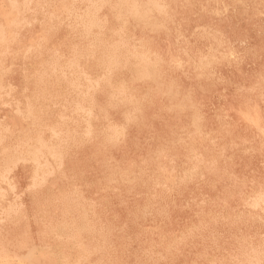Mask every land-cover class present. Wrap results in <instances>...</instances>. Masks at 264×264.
<instances>
[{
  "label": "rangeland",
  "instance_id": "374dc122",
  "mask_svg": "<svg viewBox=\"0 0 264 264\" xmlns=\"http://www.w3.org/2000/svg\"><path fill=\"white\" fill-rule=\"evenodd\" d=\"M32 1H34V4H36L35 6H34V4L32 5ZM36 1L39 2V0H28V2H27V0H7V1L6 0H3V1L0 0V24H1L0 25V42H2V43H0V51L5 47L3 49V51L0 52V56H1L0 57V66H1L0 71H2V73H3L2 74L0 72V98H1L0 101L3 104L2 105L0 103V128H2L0 130V135L3 136V137L0 136V150H1L0 151V154H1L0 160L4 161V160H7L10 158L9 160L4 161L5 163L3 161H0V165H1L0 166V169H1L0 170V192L1 191L3 192V193H0V195H1L0 196V209H1L0 210V217H1L0 218V228H1L0 229V245L2 247V248L0 247V251H1L0 254H2L0 256V264H4V263L5 264H23V263L24 264H26V263L27 264H33L32 262H34V264H48L49 262H50V264L51 263L52 264H56V263L57 264H60V263L61 264H68V263L69 264H244V263L245 264H253V263L254 264H264L263 263L264 262V250H263L264 249V235H262V233L264 234V225H263L264 224L263 223V220H264V218H263L264 217V135H263L264 134V79H263L264 78V0H165V1L164 0H160V1L159 0H142V1L141 0L140 1L139 0H102V1L101 0H92V1L91 0H67V1L66 0H40L42 6H40L41 5L40 2L37 3ZM47 1H48V3H47ZM51 1H53V2H51ZM64 1H66V3H64ZM68 1H70V2H68ZM106 1H107V3L108 2L109 3L107 4ZM12 2H13V4H12ZM20 2H22V3H20ZM57 2H58V4H56ZM50 3L51 4L53 3V4L51 5ZM137 3H139V4H137ZM30 4L32 5V7ZM61 4H63V5H61ZM102 4H104V5H102ZM25 5H27V6H25ZM67 5L69 6V8ZM81 5H84V6H81ZM63 6H65V7H63ZM105 7H106V9H105ZM165 7H167V8H165ZM7 8H9V10ZM42 8H44V9H42ZM62 8H63V10H62ZM39 9H40V12H39ZM58 9H59V11H58ZM51 10H52V12H51ZM72 10H73V12H72ZM128 10H130V11H128ZM4 11H5V14H4ZM45 11H46V14H45ZM63 11H65V12H63ZM106 11H108V12L105 13ZM152 11H154V12H152ZM7 12H9L12 15H10V14L7 15L8 14ZM20 12H21V14L22 13L23 14L19 15ZM54 12H56V14ZM59 12H62V13L60 14ZM80 12H82V13H80ZM225 12H226V14H225ZM86 13H87V15H86ZM28 14H30L32 16H30ZM53 14L55 15V17ZM99 14L101 15V17ZM5 15H7V16H5ZM167 15H169V17H167ZM19 16L22 19L18 18ZM39 16L42 18H40ZM47 16H48V18L45 19ZM83 16H85V18ZM161 16H162V18H161ZM43 17H45V18H43ZM91 17H92V19H91ZM13 18H15V20ZM54 18H55V20H54ZM75 18L77 20H75ZM80 18L81 19L83 18V19L81 20ZM87 18H89V19H87ZM128 18H129V20H128ZM143 18H145L147 20H145ZM152 18H153V20H151ZM16 19H17V21H16ZM48 19L50 20V22H46ZM56 19L58 20L57 22H56ZM62 19H63V21H62ZM95 19H96V21H95ZM107 19L108 20L110 19V20L108 21ZM134 20H135V23H133ZM21 22L23 23V25ZM54 22H56V26H55ZM116 22H117V24H116ZM136 22H138V24ZM157 22H158V24H157ZM70 23H71V25H70ZM74 23H76V24H74ZM128 23H130V24H128ZM203 23H204V25H203ZM9 24H13V26L9 25ZM27 24H28V26H27ZM41 24H42L43 28H42V26H40ZM6 25H7V27H6ZM65 25H67V26H65ZM77 25L82 26L84 29L86 28L85 30H87V31L82 30L83 28L78 27ZM106 25H107V27H106ZM111 25H112V29L110 28ZM16 26L17 27L20 26L19 27L20 29L17 28ZM68 26H70V27H68ZM102 26H103V28H102ZM108 26H110V27H108ZM141 26L142 27L145 26V27H143L144 30H142ZM45 27H46V29H45ZM23 28H24V30H23ZM51 28H53V29H51ZM58 28H59V30H58ZM72 28H73V30H72ZM151 28H152V30L154 28V30H153V31H155L154 33L152 32ZM43 29H44V32H43ZM161 29H162V31H159ZM164 29H165V31H164ZM177 29H179V31ZM219 29H221V30H219ZM67 30L70 31V34H69V31H67ZM55 31H56V33H55ZM71 31H72V33H71ZM101 31H103V32L101 33ZM124 31H128V32H124ZM167 31L170 34H168ZM202 31L203 32L205 31V32L203 33ZM130 32H132V33H130ZM176 32H178V33H176ZM196 32H198V35H196L197 34ZM199 32L201 35L199 34ZM95 33H97V34H95ZM127 33H128V35H126ZM165 33H167V34L165 35ZM189 33H190V35H189ZM192 33H194V34H192ZM24 34H26V35H24ZM48 34H49V37H48ZM84 34H86V35H84ZM145 34H147V35H145ZM45 35L47 36V38ZM50 35L52 37H50ZM68 35H70V36H68ZM107 35H108V37H107ZM114 36L117 37L118 39H116ZM141 36H143V37H141ZM25 37H26V39H25ZM39 37H42V38H39ZM98 37H100V38H98ZM124 37L127 39H125ZM175 37H177V38H175ZM92 38H93V40H92ZM106 38L109 41L105 40ZM112 38H113V40H112ZM131 38H133L134 40ZM55 39H57V40H55ZM77 39H78V41H77ZM122 39H123V41H122ZM62 40H64V41H62ZM70 40H72L71 43H67ZM59 41H61V43ZM103 41H104V43H103ZM218 41H219V43H218ZM96 42H98V43H96ZM137 42H138V44H137ZM147 42H149V43H147ZM50 43H53V44H51V46H50ZM87 43L89 45H87ZM101 43H103V44H101ZM119 43H120V45H119ZM125 44H126V46H125ZM57 45H58V48H57ZM84 45H85V47H84ZM112 45H113V47H112ZM143 45L144 46L146 45V46L144 47ZM23 46L27 47V49ZM47 46H49V48ZM97 46L98 47L100 46V47L98 48ZM106 46L109 48H106ZM130 46H131L132 50H131ZM37 47H38V49H37ZM92 47H94V48L92 49ZM121 47H123V48H121ZM19 48H20V50H19ZM32 48H33V50H32ZM46 48L48 49V51ZM66 48H69V49H66ZM79 48L81 49L82 52L80 51ZM100 49H102V50H100ZM116 49H118V50H116ZM122 49H124L125 51ZM137 49H139V50H137ZM227 49H228V51H227ZM247 49H249L250 51ZM77 50H79V51H77ZM246 50H247V52H246ZM95 51H96V53H95ZM122 51H124V52H122ZM142 51H144V52H142ZM150 51H151V53H150ZM176 51H178V52H176ZM19 52H21L22 54H19ZM85 52H87L86 55H85ZM98 52H100L101 54ZM230 52H231V54H230ZM1 53L2 54L4 53V55H2ZM45 53H46V55H44ZM33 54H35V56ZM36 54L39 55L40 57L36 56ZM21 55L24 59L21 57ZM27 55H29V56H27ZM94 55H95V60H94ZM8 56H10V58ZM24 56H26V57H24ZM65 56L68 58V60ZM76 56H77V58H76ZM78 56H79V58H78ZM98 56H99V58H98ZM118 56H120V57L123 56V57L120 58ZM197 56H198V58H197ZM234 56H236V57H234ZM11 57H13V58L11 59ZM60 57H63V58H60ZM90 57L93 60H90L91 59ZM114 57H115V59H114ZM117 57H118V59L119 58L120 59L118 60ZM20 58L22 59L23 63L21 62ZM64 58H65V60H64ZM83 58H85V60ZM54 59H56V60H54ZM71 59H73V61ZM88 59L90 60V62ZM8 60H9V62H8ZM52 60L55 62H52ZM232 60H234V61H232ZM40 61L43 63L45 62L46 64H43ZM49 61H50V63H49ZM104 61H106V63ZM186 61H189V62H186ZM198 61H199V63H197ZM160 62H163V63H160ZM13 63H15V64H13ZM24 63H26V64L24 65ZM57 63H59V64H57ZM95 63H97V64L95 65ZM159 63L161 65H159ZM8 64H9V66H8ZM50 64H51V66H50ZM216 64H218V65H216ZM21 65H22V67H21ZM36 65L38 67H36ZM47 65H49V66H47ZM81 65H83V66H81ZM189 65H191V66H189ZM201 65L203 67H201ZM89 66L92 67V68L90 67V71H89ZM97 66H98V68H97ZM179 66H180V69H179ZM4 67H6V68H4ZM23 67H24V69H23ZM76 67H77V69H76ZM173 67H175L177 69V71ZM46 68H47V70H46ZM71 69H72L73 73L70 71ZM80 69H82V70H80ZM191 69H193V70H191ZM76 70H78V72L80 74L78 72H76ZM99 70H101L102 72ZM198 70H199V72H198ZM202 70H203V72H202ZM34 72H35V74H34ZM103 72L105 74H103ZM112 72H114V73H112ZM188 72H190V75ZM155 73H156V75H155ZM21 74H22V76H21ZM59 74H61V75H59ZM72 74L75 75L76 77L75 76L72 77ZM113 74H114V76H113ZM4 75L6 76V78ZM50 75H52V76H50ZM56 75L59 77L60 80L57 78ZM185 75H186V77H185ZM82 76H83V78H82ZM102 76H103L104 80L101 78ZM67 77H68V79H67ZM69 77H71V78H69ZM170 77L172 79H170ZM200 77L203 79H201ZM33 78H34V80H33ZM52 78H53V80H52ZM63 78H64V80H63ZM81 78H82V80H81ZM84 78H85V80H84ZM113 78L115 80H111ZM126 78H128V79H126ZM157 78H159V79H157ZM192 78H193V80H192ZM19 79H21V80H19ZM23 79L26 82L28 81V84H26V82H24ZM45 79H46V81H45ZM47 79H49V80H47ZM161 79L163 82L161 81ZM211 79L213 81L214 80L215 81L212 82ZM32 80H33V82H30ZM39 80H40V82H39ZM55 80H57V81H55ZM61 80H63V81H61ZM207 80H209V81H207ZM100 81L102 82V84H100L101 83ZM103 81H104V83H103ZM205 81H207V82H205ZM6 82L8 83V85H6ZM35 82H36V84L39 83V84H37L38 86L35 84ZM58 82H59V84H58ZM65 82L69 83L68 86ZM166 82H168V83H166ZM33 83H34V85H33ZM55 83L59 87L58 86L54 87L56 85ZM81 83H83V84L81 85ZM174 83H175V85H174ZM211 83H213V84H211ZM197 84L198 85L200 84V85L198 86ZM205 84H207V85H205ZM229 84H231V85H229ZM49 85H51V86H49ZM52 85H54V86H52ZM101 85H103V86H101ZM135 85H136V87H135ZM145 85L146 86L149 85L150 87L149 86L146 87ZM35 86H37V87H35ZM79 86H80L81 90L79 89ZM107 86H109V87H107ZM14 87H15V89H14ZM26 87H27V89H26ZM47 87H48V89H47ZM68 87H69V89H68ZM124 87H126V88H124ZM256 87H259V88H256ZM11 88H12V90H11ZM49 88H50V90H49ZM93 88H95V89H93ZM102 88H104L105 90H102ZM134 88L135 89L137 88V89L135 90ZM9 89L11 90V92ZM20 89L22 92L18 91ZM63 89H64V91H62ZM73 89L74 90L76 89V90L74 91ZM145 89H147V90H145ZM163 89H164V91H163ZM165 89L166 90L168 89V90L166 91ZM201 89H202V91H201ZM25 90L26 91L28 90V91L26 92ZM38 90H40V91H38ZM47 90L49 93L47 92ZM83 90H85V91H83ZM108 90H110L111 92H109ZM125 90H126V92H125ZM251 90H253V91H251ZM58 91H60V92H58ZM91 91L93 93H91ZM99 91H101V93ZM104 91L105 92L108 91V92L105 93ZM142 91H144V92L142 93ZM17 92L19 93V95L17 94ZM65 92H67V94ZM85 92H86V94H85ZM115 92H117V94ZM148 92L151 94H149ZM21 93L24 95H22ZM32 93H33V95H32ZM103 93H105V94H103ZM107 93H108V95H107ZM141 93H142V95H141ZM4 94H6V95H4ZM34 94H37V95L34 96ZM43 94H44V96H43ZM59 94L61 95L60 96L61 98L59 97ZM63 94H65V95H63ZM185 94H186V96H185ZM10 95L12 97H10ZM53 95H54V97H53ZM67 95H69L70 97ZM164 95H165V97H164ZM4 96L7 97L6 103H5V98H3ZM118 96H119V98H118ZM88 97H90L92 100L89 99ZM139 97H140V99H139ZM150 97H152V98H150ZM155 97H156V99H154ZM193 97H194V99H193ZM31 98H35V100L31 99ZM74 98H76V101ZM10 99L12 100V102ZM41 99L42 100L44 99L43 100L44 102ZM171 99H173V100H171ZM20 100H22V101H20ZM64 100L66 101L67 104L64 102ZM87 100L89 103L87 102ZM139 100H141V101H139ZM25 101H27V102H25ZM46 101H48V102H46ZM71 101L73 103H69ZM104 101L106 103H104ZM177 101H178V103H177ZM95 102H96V104H95ZM22 103H25V104H22ZM58 103H60V104H58ZM124 103H129V104L126 105ZM141 103H142V105H141ZM175 103H177V104H175ZM43 104H45V105H43ZM105 104L108 107L105 106ZM135 104L136 105L139 104V105H137V107H136ZM24 105H26V106H24ZM29 105H32V106H29ZM131 105H132V107H131ZM133 105H135V106H133ZM36 106H38L39 109ZM50 106H51V109H50ZM95 106L96 107L98 106V108H96ZM164 106H166V107H164ZM74 107H76L75 108L76 110L74 109ZM116 107H118V108L116 109ZM189 107H190V109H187ZM238 107H239V109H238ZM122 108H123V110H122ZM24 109L27 112H25ZM33 109H34V112H33ZM42 109H48V111L47 110L43 111ZM56 109L59 110V112ZM62 109H64V110H62ZM96 109H97V111H96ZM130 109H131V111H129ZM39 110H40L41 114L38 113ZM61 110H62L63 114H62V112H60ZM98 110H100V111H98ZM158 110H159V113L157 112ZM167 110H168V112H167ZM35 111H37V112H35ZM125 111H126V113H125ZM176 111H178V112H176ZM42 112L45 114H42ZM101 112L104 115L101 114ZM222 112L224 114H222ZM31 113L32 114L36 113V114L31 115ZM46 113L48 115L51 114L52 116L48 117V115L46 116ZM58 113H60V114L58 115ZM178 113H180V114H178ZM144 114L146 115L145 117H144ZM156 114H157V116H159V118L156 116ZM158 114H160V115H158ZM200 114H201V116H200ZM25 115H27V117ZM81 115H83V116H81ZM256 115H258V116H256ZM19 116H21V117H19ZM29 116L33 119H31ZM79 116H80V118H79ZM13 117H14V119H13ZM128 117H129V122H128ZM163 117H164V119H163ZM42 118H43V120H42ZM200 118H202V119H200ZM255 118H256V120H255ZM26 119H27V121H26ZM68 119H69V121H68ZM215 119H217V120H215ZM37 120H38V122H37ZM41 121H43V122H41ZM78 121H80V122H78ZM24 122H28V124L24 123ZM40 122H41V124H40ZM110 122L112 123V125ZM141 122H142V124H141ZM7 123H8V126H7ZM9 123H10V125H9ZM43 123H44V125L46 123L47 126L46 125L44 126ZM119 123H120V125H118ZM124 123H126V124H124ZM137 123L139 124V126ZM165 124L167 125V127ZM133 125H135V126H133ZM205 125H206V127H205ZM38 126L39 127L41 126V127L39 128ZM170 126H172V127H170ZM201 126L203 127V129L205 128L206 130L204 129L205 130L204 131ZM24 127H26L27 130ZM182 127H183V129H181ZM13 128H15V129L13 130ZM42 128H44V129H42ZM194 128H195V130H194ZM30 129H31V131H30ZM88 129H89V131H88ZM175 129L177 130L176 132H175ZM200 129H202V130H200ZM9 130H10V132L8 133ZM48 130L50 132H52V134H50V132ZM207 130H208V132H207ZM218 131H220V133H218ZM3 132H5L6 134ZM14 132H16V133H14ZM21 132H23L22 133L23 135L20 134ZM110 133L112 135L114 134L113 135L114 138ZM63 134L65 135V137ZM173 134H175V135H173ZM196 134H198V135H196ZM11 135H12V138H11ZM49 135H50V137H49ZM186 135H188V136H186ZM29 136H32L33 138H30ZM135 136H137V137H135ZM60 137L63 138V140ZM22 139H23V141H22ZM97 139H98V142H97ZM100 140H102V142ZM103 140H105L106 142ZM164 140H165V142H167L166 144H165V142H163ZM168 140H169L170 144H169ZM173 140H174V142H173ZM202 140L205 142H203ZM224 140H225V142H224ZM14 141H17V142H14ZM40 141H41V143H39ZM119 141H120V143H119ZM180 141H181V143H180ZM187 141L188 142L190 141V142L188 143ZM66 142H68V143H66ZM209 142H211V143H209ZM197 143L198 144L201 143V145L199 146ZM71 144H72V146H71ZM113 144H114V146H113ZM164 144H165V146H164ZM190 144H192L193 146H191ZM242 144H244V145H242ZM5 145H6V147H5ZM109 145L112 146L113 148L110 147ZM251 145L253 147H251ZM217 146H218V148H217ZM10 147H12V148H10ZM15 147H18V148H15ZM180 147H181V149H180ZM183 147H185V148H183ZM8 148H10V149H8ZM14 148H15V150H14ZM26 148H28V149H26ZM31 148H32V150H29ZM43 148H45V149H43ZM155 148H157V150ZM173 148H175V149H173ZM190 148H192V149H190ZM204 148L206 150L207 149L208 150L206 151ZM147 149H149V150H147ZM182 149H183V152H182ZM245 149H246V151H245ZM38 150L40 151V153L39 152L36 153V151H38ZM219 150H221V151H219ZM238 150H239V152H237ZM240 150H241V152H240ZM12 151H14V152H12ZM87 151H88V153H87ZM97 151H99V152H97ZM163 151L164 152L166 151L165 154ZM188 151H190V152L188 153ZM234 151L236 152V154ZM1 152H3V153H1ZM13 153H14V155H13ZM193 153H195V154H193ZM3 154H5V155H3ZM24 154H26L27 156ZM104 154H106V155H104ZM116 154H117V157H116ZM151 154L154 157L150 156ZM175 154H177L176 155L177 157H175ZM218 154L220 155V157L217 156ZM84 155H85V157H84ZM198 155H201L200 156L201 158ZM202 155L205 157H203ZM102 156H103V158H102ZM107 156H108V158H107ZM31 157H32V159H31ZM53 157H54V159L56 158V160H54ZM109 157H111V158H109ZM13 158H14V160H12ZM146 158H147V160H146ZM212 158H214V159H212ZM231 158H233V159H231ZM122 159L123 160L125 159L124 162L122 161ZM30 160H31V162H29ZM144 160H146V162ZM13 161H15L17 164ZM102 161L105 163L104 165H103ZM107 161H108V164H106ZM125 161H127V162H125ZM134 161H135V163H134ZM158 161H159V163H158ZM203 161L205 163H203ZM213 161H214V163H213ZM48 162H49V164H48ZM230 162H231V164H230ZM35 163H37V164H35ZM112 163L115 164V166L112 165ZM156 163H158V164H156ZM170 163H172V164H170ZM129 164H130V166H129ZM180 164L181 165L183 164L185 166L182 165V167H181ZM204 164H205V166H204ZM106 165H109L110 167L106 166ZM192 165L194 166V168ZM197 165H199V166H197ZM126 166H128V168ZM147 166H148V169H147ZM166 166H167V169H166ZM170 166H172V167H170ZM175 166H177V168ZM203 166H204L205 170H204ZM215 166H216V168H214ZM55 167H57V168H55ZM144 167H145V169H143ZM156 167H157V169H156ZM198 167H199V169H198ZM3 168H5L6 170H4ZM50 168H52V169H50ZM123 168H124V170H122ZM178 168H179V170H178ZM200 168L203 170H201ZM221 168L224 170H222ZM40 169H42V170L40 171ZM104 169L106 171H104ZM154 169H156V170H154ZM159 169H161L162 171L160 172ZM32 170H34V171H32ZM144 170H146L145 171L146 173L143 172ZM180 170H181V172H180ZM211 170H213V171H211ZM207 171H208V173H209V171H211V172L208 174ZM225 171H228V173ZM126 172H127V174H126ZM134 172H136V173H134ZM31 173H33V176ZM123 173H125L126 175ZM168 173L170 175H168ZM188 173L190 176L188 175ZM205 174H207V175H205ZM1 175H2V178H1ZM138 175H139V178H137ZM171 175H174V176H171ZM181 175H183V176H181ZM109 176H110V178H109ZM134 176L136 178H134ZM42 177H43V179H42ZM152 177H154V178H152ZM168 177H170V178H168ZM176 177H178V178H176ZM27 178H28V180H27ZM88 178H89V180H88ZM224 178H225V180H224ZM9 179H10V181H9ZM29 179L32 181H30ZM135 179H137V180H135ZM54 180H56V181H54ZM117 180H118V182H117ZM232 180H234V181H232ZM5 181H7V183ZM53 181L55 183H53ZM57 181H58V183H57ZM139 181H140V183H139ZM178 181H180V183ZM229 181H231V182H229ZM97 182H98V184H97ZM198 182H200V183H198ZM233 182L235 185L233 184ZM135 183L136 184L138 183V184L136 185ZM182 184H183V187H182ZM251 184H252V186H251ZM26 185H28V186H26ZM94 185H96V186H94ZM154 185H156V186H154ZM205 185H206V187H205ZM230 185H231V187H230ZM127 186H128V188H126ZM131 186L133 189L131 188ZM222 186H226V187H222ZM253 186L254 187L256 186L255 189ZM7 187L8 188L10 187V188L8 189ZM73 187H74V189H73ZM233 187H234V189H233ZM240 187H242V188H240ZM104 188H106V190ZM120 188H122V189H120ZM11 189H12V191H11ZM31 190H33V191L30 192ZM79 190H80V192H79ZM232 190H234V191H232ZM10 191H11V193H10ZM50 191H51V193H50ZM103 191H104V193H103ZM110 191L112 193H110ZM123 191H124V193H123ZM251 191H253V193H251ZM7 192H9L10 194ZM86 192H87V194H86ZM153 192H154V194H153ZM31 193H33V194H31ZM47 193H49V194H47ZM71 193H72V195H71ZM142 193H144V194H142ZM225 193H227V194H225ZM248 193L251 195H249ZM132 194H133V197H132ZM157 194H159V196H157ZM170 195H171V197H170ZM230 195H231V197H230ZM83 196L84 197L86 196V197L84 198ZM108 196H109V198H108ZM117 196H118V198H117ZM45 197H46V202H49V203L45 202ZM74 197H76V198H74ZM98 197H100V198H98ZM159 197H161V198H159ZM47 198H48V200H47ZM103 198H104V202H103ZM147 198H148V200H147ZM224 198H225V200H224ZM94 199H97V200L93 201ZM242 199L243 200L245 199V200L243 201ZM20 200H21V202H20ZM12 201L14 204H16L15 206L12 203ZM71 201H72V203H71ZM89 201H91V203ZM121 201H123V202H121ZM196 201H198V202H196ZM212 202H213V204H212ZM75 203H76V205H75ZM100 203H102V204H100ZM47 204H49V205H47ZM80 204H81V206H79ZM144 204H145V206H144ZM98 205H100V206H98ZM21 206H22V208H21ZM50 206H51V208H50ZM63 207H64V209H63ZM79 207L81 209H79ZM261 207H263V208H261ZM66 208H68V209H66ZM136 208H137V210H135ZM252 208H253V210L251 211ZM41 209H43V211ZM75 209H76V211H75ZM151 209L154 211L152 212ZM45 210H47V211H45ZM81 210H83L84 212ZM87 210H88V212H85ZM140 210H142V211H140ZM262 210H263V212H262ZM4 211H5V213H4ZM16 211L19 212V214H16L17 213ZM34 211H36V212H34ZM49 211H50V213H49ZM56 211L59 213L57 214ZM77 211H78V213H77ZM98 211H100V213ZM20 212H21V214H20ZM43 212H45L46 214ZM55 212H56V215H55ZM251 212L255 215H253ZM22 213H23V215H22ZM48 214H50V215H48ZM60 214H61V216H60ZM92 214H93V216H92ZM10 215H12L13 217ZM18 215H19V218L17 217ZM20 215H22V216H20ZM39 215H41L42 217H40ZM94 215H96V217ZM238 215H240V216H238ZM247 215H249L250 217ZM4 216H6V217H4ZM15 216L18 218V220L19 219L20 220L16 221L17 219ZM23 216H25V219ZM31 216L33 218L38 217V219H36V218L33 219V218H31ZM48 216H49V218H48ZM52 216H53V218H52ZM57 216H58V218H57ZM88 216H90V217H88ZM141 217H143V218H141ZM228 217H229V219H228ZM248 217H249V219H248ZM252 218H253V220H252ZM260 218L261 219L263 218V219L261 220ZM14 219H16V220H14ZM45 219H47V220H45ZM57 219H62V221H64V222H61V220H57ZM53 220L55 223L53 222ZM232 220L234 221V223ZM237 220L240 222H238ZM253 221H254V223H253ZM13 222H14V224L12 225ZM23 222H25V223H23ZM33 222H36V223H33ZM261 223H263V224H261ZM26 225L28 226V228ZM258 226H260V227H258ZM58 229H60V232ZM36 231H37V233H36ZM43 231H45V233ZM47 232H49V235L46 234ZM259 234H261V235H259ZM42 235H43V237L41 238L40 236H42ZM19 236H20V238H19ZM49 238H51V239H49ZM3 239H4V241H3ZM22 239H24L26 241H24ZM8 240H10V241L12 240V241L9 243V242H7ZM31 240H33V241H31ZM37 240L39 241V243ZM40 240H41V243H40ZM49 240H52V241L50 242ZM20 241L22 244L26 243L25 246H24V244L19 245ZM55 241H57V243ZM17 242H19V244ZM1 243H3V244H1ZM60 243H62V245ZM15 244H17V245H15ZM260 244H261V246H260ZM5 245L6 246L8 245V246L5 247ZM66 245H67V247H66ZM9 246H10V248H9ZM22 246H23V248H22ZM64 246H65V248H64ZM16 247H18V249L20 251ZM61 248H62V250H61ZM38 249H40V250H38ZM52 249L54 252L52 251ZM4 250H6V251H4ZM13 250L18 251V252H14ZM64 250H65V252L63 253ZM45 251H47V253ZM11 252H12V254H11ZM35 253H37V254H35ZM45 253L48 254V257H46ZM10 254L13 256H11ZM25 256H26V258H25ZM38 256H40V257H38ZM254 256H256V257H254ZM59 257H61V258H59ZM36 258H37V260H36ZM248 258H250V259H248ZM31 259H33L34 261ZM50 259L53 260L54 262H52ZM35 260L39 261V262H36ZM43 260H44V262H43ZM48 260H49V262H48ZM60 260H62V262ZM252 261H253V263H252ZM13 262H17V263H13Z\"/></svg>",
  "mask_w": 264,
  "mask_h": 264
},
{
  "label": "bare ground",
  "instance_id": "6f19581e",
  "mask_svg": "<svg viewBox=\"0 0 264 264\" xmlns=\"http://www.w3.org/2000/svg\"><path fill=\"white\" fill-rule=\"evenodd\" d=\"M2 1H3V0H2ZM6 1H7V0H6ZM66 1H67V0H66ZM66 1H64V3H66ZM91 1H92V0H91ZM101 1H102V0H101ZM139 1H140V0H139ZM141 1H142V0H141ZM159 1H160V0H159ZM164 1H165V0H164ZM27 2H28V0H27ZM36 2L39 3L40 0H39V2H38V1H36ZM51 2H53V1H51ZM68 2H70V1H68ZM74 2H75V1H74ZM85 2H86V1H85ZM89 2H90V1H89ZM113 2H114V1H113ZM115 2H116V1H115ZM5 3H6V2H5ZM9 3H10V2H9ZM20 3H22V2H20ZM47 3H48V1H47ZM60 3H61V2H60ZM64 3H63V4H64ZM72 3H73V2H72ZM78 3H79V2H78ZM86 3H87V2H86ZM92 3H93V2H92ZM106 3H107V1H106ZM108 3H109V2H108ZM108 3H107V4H108ZM12 4H13V2H12ZM14 4H15V3H14ZM25 4H26V3H25ZM33 4H34V1H32V5H33ZM40 4H41V2H40ZM50 4H51V3H50ZM52 4H53V3H52ZM52 4H51V5H52ZM56 4H58V2H57ZM63 4H61V5H63ZM83 4H84V3H83ZM99 4H100V3H99ZM107 4H106V5H107ZM137 4H139V3H137ZM159 4H160V3H159ZM7 5H8V4H7ZM22 5H23V4H22ZM30 5H31V4H30ZM32 5H31V7H32ZM35 5H36V4H34V6H35ZM43 5H44V4H43ZM54 5H55V4H54ZM85 5H86V4H85ZM94 5H95V4H94ZM102 5H104V4H102ZM106 5H105V6H106ZM150 5H151V4H150ZM167 5H168V4H167ZM206 5H207V4H206ZM9 6H10V5H9ZM9 6H8V7H9ZM19 6H20V5H19ZM25 6H27V5H25ZM40 6H42V4H41ZM45 6H46V5H45ZM67 6H68V5H67ZM74 6H75V5H74ZM79 6H80V5H79ZM81 6H84V5H81ZM113 6H114V5H113ZM15 7H16V6H15ZM21 7H22V6H21ZM21 7H20V8H21ZM31 7H30V8H31ZM60 7H61V6H60ZM63 7H65V6H63ZM72 7H73V6H72ZM77 7H78V6H77ZM77 7H76V8H77ZM207 7H208V6H207ZM227 7H228V6H227ZM13 8H14V7H13ZM22 8H23V7H22ZM22 8H21V9H22ZM27 8H28V7H27ZM45 8H46V7H45ZM53 8H54V7H53ZM68 8H69V6H68ZM82 8H83V7H82ZM97 8H98V7H97ZM165 8H167V7H165ZM229 8H230V7H229ZM7 9L9 10V8H7ZM11 9H12V8H11ZM42 9H44V8H42ZM54 9H55V8H54ZM60 9H61V8H60ZM66 9H67V8H66ZM80 9H81V8H80ZM105 9H106V7H105ZM143 9H144V8H143ZM152 9H153V8H152ZM2 10H3V9H2ZM8 10H7V11H8ZM14 10H15V9H14ZM31 10H32V9H31ZM56 10H57V9H56ZM62 10H63V8H62ZM76 10H77V9H76ZM85 10H86V9H85ZM108 10H109V9H108ZM153 10H154V9H153ZM166 10H167V9H166ZM19 11H20V10H19ZM25 11H26V10H25ZM27 11H28V10H27ZM29 11H30V10H29ZM37 11H38V10H37ZM53 11H54V10H53ZM58 11H59V9H58ZM74 11H75V10H74ZM78 11H79V10H78ZM97 11H98V10H97ZM103 11H104V10H103ZM128 11H130V10H128ZM39 12H40V9H39ZM42 12H43V11H42ZM51 12H52V10H51ZM63 12H65V11H63ZM72 12H73V10H72ZM84 12H85V11H84ZM107 12H108V11H106L105 13H107ZM113 12H114V11H113ZM152 12H154V11H152ZM7 13H8L7 15L10 14L9 12H7ZM25 13H26V12H25ZM30 13H31V12H30ZM54 13L56 14V12H54ZM59 13L61 14L62 12H59ZM66 13H67V12H66ZM80 13H82V12H80ZM94 13H95V12H94ZM163 13H164V12H163ZM4 14H5V11H4ZM4 14H3V15H4ZM22 14H23V13H22ZM22 14H21V12H20L19 15H22ZM26 14H27V13H26ZM33 14H34V13H33ZM36 14H37V13H36ZM43 14H44V13H43ZM45 14H46V11H45ZM48 14H49V13H48ZM68 14H69V13H68ZM76 14H77V13H76ZM83 14H84V13H83ZM90 14H91V13H90ZM155 14H156V13H155ZM155 14H154V15H155ZM169 14H170V13H169ZM199 14H200V13H199ZM208 14H209V13H208ZM225 14H226V12H225ZM7 15H5V16H7ZM10 15H12V14H10ZM15 15H16V14H15ZM28 15H30V14H28ZM28 15H27V16H28ZM53 15H54V14H53ZM58 15H59V14H58ZM58 15H57V16H58ZM65 15H66V14H65ZM65 15H64V16H65ZM81 15H82V14H81ZM86 15H87V13H86ZM91 15H92V14H91ZM99 15H100V14H99ZM99 15H98V16H99ZM110 15H111V14H110ZM127 15H128V14H127ZM157 15H158V14H157ZM157 15H156V16H157ZM159 15H160V14H159ZM30 16H32V15H30ZM33 16H34V15H33ZM51 16H52V15H51ZM67 16H68V15H67ZM114 16H115V15H114ZM176 16H177V15H176ZM199 16H200V15H199ZM212 16H213V15H212ZM12 17H13V16H12ZM12 17H11V18H12ZM34 17H35V16H34ZM39 17H40V16H39ZM54 17H55V15H54ZM61 17H62V16H61ZM83 17L85 18V16H83ZM88 17H89V16H88ZM93 17H94V16H93ZM100 17H101V15H100ZM128 17H129V16H128ZM134 17H135V16H134ZM143 17H144V16H143ZM167 17H169V15H167ZM167 17H166V18H167ZM171 17H172V16H171ZM3 18H4V17H3ZM18 18L22 19L20 16H19ZM27 18H28V17H27ZM30 18H31V17H30ZM40 18H42V17H40ZM43 18H45V17H43ZM47 18H48V16H47L45 19H47ZM94 18H95V17H94ZM139 18H140V17H139ZM161 18H162V16H161ZM13 19L15 20V18H13ZM31 19H32V18H31ZM33 19H34V18H33ZM52 19H53V18H52ZM66 19H67V18H66ZM80 19H81V18H80ZM80 19H79V20H80ZM82 19H83V18H82ZM82 19H81V20H82ZM87 19H89V18H87ZM91 19H92V17H91ZM143 19H145V18H143ZM157 19H158V18H157ZM164 19H165V18H164ZM203 19H204V18H203ZM209 19H210V18H209ZM29 20H30V19H29ZM54 20H55V18H54ZM64 20H65V19H64ZM75 20H77V19L75 18ZM107 20H108V19H107ZM109 20H110V19H109ZM109 20H108V21H109ZM111 20H112V19H111ZM128 20H129V18H128ZM131 20H132V19H131ZM145 20H147V19H145ZM151 20H153V18H152ZM169 20H170V19H169ZM179 20H180V19H179ZM199 20H200V19H199ZM16 21H17V19H16ZM38 21H39V20H38ZM42 21H43V20H42ZM57 21H58V20L56 19V22H57ZM62 21H63V19H62ZM95 21H96V19H95ZM158 21H159V20H158ZM167 21H168V20H167ZM167 21H166V22H167ZM230 21H231V20H230ZM34 22H35V21H34ZM36 22H37V21H36ZM44 22H45V21H44ZM44 22H43V23H44ZM46 22H50V20L48 19ZM46 22H45V23H46ZM56 22H54V23H55V26H56ZM69 22H70V21H69ZM71 22H72V21H71ZM74 22H75V21H74ZM77 22H78V21H77ZM81 22H82V21H81ZM98 22H99V21H98ZM114 22H115V21H114ZM114 22H113V23H114ZM118 22H119V21H118ZM131 22H132V21H131ZM131 22H130V23H131ZM170 22H171V21H170ZM5 23H6V22H5ZM19 23H20V22H19ZM21 23H22V22H21ZM24 23H25V22H24ZM58 23H59V22H58ZM58 23H57V24H58ZM82 23H83V22H82ZM82 23H81V24H82ZM88 23H89V22H88ZM130 23H128V24H130ZM133 23H135V20L133 21ZM133 23H132V24H133ZM136 23L138 24V22H136ZM149 23H150V22H149ZM151 23H152V22H151ZM3 24H4V23H3ZM17 24H18V23H17ZM32 24H33V23H32ZM48 24H49V23H48ZM51 24H52V23H51ZM62 24H63V23H62ZM74 24H76V23H74ZM116 24H117V22H116ZM116 24H115V25H116ZM120 24H121V23H120ZM146 24H147V23H146ZM146 24H145V25H146ZM157 24H158V22H157ZM162 24H163V23H162ZM205 24H206V23H205ZM211 24H212V23H211ZM214 24H215V23H214ZM219 24H220V23H219ZM0 25H1V24H0ZM9 25H12V26H13V24H9ZM22 25H23V23H22ZM25 25H26V24H25ZM70 25H71V23H70ZM103 25H104V24H103ZM107 25H108V24H107ZM107 25H106V27H107ZM112 25H113V24H112ZM112 25H111V27H110V26H108V27H110V28L112 29ZM135 25H136V24H135ZM142 25H143V24H142ZM177 25H178V24H177ZM188 25H189V24H188ZM201 25H202V24H201ZM203 25H204V23H203ZM217 25H218V24H217ZM217 25H216V26H217ZM17 26H18V25H17ZM17 26H16V27H17ZM27 26H28V24H27ZM27 26H26V27H27ZM31 26H32V25H31ZM40 26H42V24H41ZM55 26H54V27H55ZM61 26H62V25H61ZM63 26H64V25H63ZM65 26H67V25H65ZM77 26H78V25H77ZM84 26H85V25H84ZM104 26H105V25H104ZM148 26H149V25H148ZM163 26H164V25H163ZM167 26H168V25H167ZM2 27H3V26H2ZM6 27H7V25H6ZM9 27H10V26H9ZM19 27H20V26H19ZM19 27H17V28H19ZM22 27H23V26H22ZM68 27H70V26H68ZM75 27H76V26H75ZM78 27L83 28L82 26H78ZM89 27H90V26H89ZM92 27H93V26H92ZM94 27H95V26H94ZM120 27H121V26H120ZM131 27H132V26H131ZM134 27H135V26H134ZM137 27H138V26H137ZM141 27H142V26H141ZM143 27H145V26H143ZM143 27H142V30H144ZM146 27H147V26H146ZM198 27H199V26H198ZM207 27H208V26H207ZM211 27H212V26H211ZM17 28H16V29H17ZM42 28H43V26H42ZM47 28H48V27H47ZM102 28H103V26H102ZM110 28H109V29H110ZM117 28H118V27H117ZM161 28H162V27H161ZM168 28H169V27H168ZM174 28H175V27H174ZM14 29H15V28H14ZM19 29H20V28H19ZM19 29H18V30H19ZM39 29H40V28H39ZM45 29H46V27H45ZM51 29H53V28H51ZM51 29H50V30H51ZM66 29H67V28H66ZM70 29H71V28H70ZM85 29H86V28H85ZM85 29L83 28L82 30H85ZM105 29H106V28H105ZM105 29H104V30H105ZM125 29H126V28H125ZM131 29H132V28H131ZM23 30H24V28H23ZM34 30H35V29H34ZM58 30H59V28H58ZM72 30H73V28H72ZM76 30H77V29H76ZM123 30H124V29H123ZM149 30H150V29H149ZM151 30H152V28H151ZM153 30H154V28H153ZM153 30H152V32L154 33L155 31H153ZM168 30H169V29H168ZM177 30L179 31V29H177ZM198 30H199V29H198ZM206 30H207V29H206ZM211 30H212V29H211ZM211 30H210V31H211ZM213 30H214V29H213ZM219 30H221V29H219ZM9 31H10V30H9ZM14 31H15V30H14ZM48 31H49V30H48ZM52 31H53V30H52ZM56 31H57V30H56ZM56 31H55V33H56ZM67 31H69V30H67ZM77 31H78V30H77ZM80 31H81V30H80ZM85 31H87V30H85ZM94 31H95V30H94ZM99 31H100V30H99ZM133 31H134V30H133ZM159 31H162V29L159 30ZM164 31H165V29H164ZM223 31H224V30H223ZM43 32H44V29H43ZM81 32H82V31H81ZM92 32H93V31H92ZM102 32H103V31H101V33H102ZM104 32H105V31H104ZM107 32H108V31H107ZM124 32H128V31H124ZM148 32H149V31H148ZM167 32H168V31H167ZM202 32H203V31H202ZM204 32H205V31H204ZM204 32H203V33H204ZM206 32H207V31H206ZM214 32H215V31H214ZM220 32H221V31H220ZM8 33H9V32H8ZM10 33H11V32H10ZM16 33H17V32H16ZM16 33H15V34H16ZM25 33H26V32H25ZM66 33H67V32H66ZM71 33H72V31H71ZM97 33H98V32H97ZM97 33H95V34H97ZM108 33H109V32H108ZM130 33H132V32H130ZM150 33H151V32H150ZM176 33H178V32H176ZM196 33H197L196 35H198V32H196ZM222 33H223V32H222ZM49 34H50V33H49ZM49 34H48V37H49ZM69 34H70V31H69ZM87 34H88V33H87ZM89 34H90V33H89ZM95 34H94V35H95ZM105 34H106V33H105ZM112 34H113V33H112ZM166 34H167V33H165V35H166ZM168 34H170V33L168 32ZM192 34H194V33H192ZM199 34H200V32H199ZM24 35H26V34H24ZM40 35H41V34H40ZM52 35H53V34H52ZM84 35H86V34H84ZM84 35H83V36H84ZM91 35H92V34H91ZM100 35H101V34H100ZM121 35H122V34H121ZM126 35H128V33H127ZM145 35H147V34H145ZM157 35H158V34H157ZM178 35H179V34H178ZM178 35H177V36H178ZM181 35H182V34H181ZM183 35H184V34H183ZM189 35H190V33H189ZM200 35H201V34H200ZM207 35H208V34H207ZM223 35H224V34H223ZM6 36H7V35H6ZM38 36H39V35H38ZM45 36H46V35H45ZM54 36H55V35H54ZM65 36H66V35H65ZM68 36H70V35H68ZM71 36H72V35H71ZM88 36H89V35H88ZM111 36H112V35H111ZM211 36H212V35H211ZM214 36H215V35H214ZM224 36H225V35H224ZM50 37H52V36L50 35ZM66 37H67V36H66ZM79 37H80V36H79ZM102 37H103V36H102ZM107 37H108V35H107ZM114 37H115V36H114ZM114 37H113V38H114ZM141 37H143V36H141ZM141 37H140V38H141ZM166 37H167V36H166ZM219 37H220V36H219ZM35 38H36V37H35ZM39 38H42V37H39ZM46 38H47V36H46ZM69 38H70V37H69ZM72 38H73V37H72ZM83 38H84V37H83ZM88 38H89V37H88ZM98 38H100V37H98ZM113 38H112V40H113ZM115 38L118 39L117 37H115ZM122 38H123V37H122ZM124 38H125V37H124ZM173 38H174V37H173ZM175 38H177V37H175ZM180 38H181V37H180ZM185 38H186V37H185ZM201 38H202V37H201ZM223 38H224V37H223ZM21 39H22V38H21ZM25 39H26V37H25ZM64 39H65V38H64ZM66 39H67V38H66ZM78 39H79V38H78ZM78 39H77V41H78ZM95 39H96V38H95ZM125 39H127V38H125ZM131 39H133V38H131ZM4 40H5V39H4ZM39 40H40V39H39ZM46 40H47V39H46ZM55 40H57V39H55ZM75 40H76V39H75ZM75 40H74V41H75ZM86 40H87V39H86ZM92 40H93V38H92ZM103 40H104V39H103ZM105 40L109 41L107 38H106ZM129 40H130V39H129ZM133 40H134V39H133ZM163 40H164V39H163ZM11 41H12V40H11ZM32 41H33V40H32ZM36 41H37V40H36ZM44 41H45V40H44ZM62 41H64V40H62ZM71 41H72V40H70V41L67 42V43H71ZM80 41H81V40H80ZM80 41H79V42H80ZM88 41H89V40H88ZM95 41H96V40H95ZM122 41H123V39H122ZM144 41H145V40H144ZM147 41H148V40H147ZM212 41H213V40H212ZM221 41H222V40H221ZM27 42H28V41H27ZM55 42H56V41H55ZM59 42L61 43V41H59ZM65 42H66V41H65ZM79 42H78V43H79ZM110 42H111V41H110ZM141 42H142V41H141ZM180 42H181V41H180ZM222 42H223V41H222ZM0 43H2V42H0ZM24 43H25V42H24ZM30 43H31V42H30ZM32 43H33V42H32ZM36 43H37V42H36ZM53 43H54V42H53ZM53 43H50V46H51V44H53ZM75 43H76V42H75ZM93 43H94V42H93ZM96 43H98V42H96ZM103 43H104V41H103ZM103 43H101V44H103ZM145 43H146V42H145ZM147 43H149V42H147ZM210 43H211V42H210ZM218 43H219V41H218ZM235 43H236V42H235ZM34 44H35V43H34ZM56 44H57V43H56ZM80 44H81V43H80ZM99 44H100V43H99ZM113 44H114V43H113ZM127 44H128V43H127ZM137 44H138V42H137ZM143 44H144V43H143ZM179 44H180V43H179ZM188 44H189V43H188ZM211 44H212V43H211ZM224 44H225V43H224ZM30 45H31V44H30ZM43 45H44V44H43ZM66 45H67V44H66ZM77 45H78V44H77ZM82 45H83V44H82ZM87 45H89V44L87 43ZM117 45H118V44H117ZM119 45H120V43H119ZM186 45H187V44H186ZM208 45H209V44H208ZM220 45H221V44H220ZM239 45H240V44H239ZM242 45H243V44H242ZM18 46H19V45H18ZM25 46H26V45H25ZM25 46H23V47H25ZM27 46H28V45H27ZM53 46H54V45H53ZM64 46H65V45H64ZM73 46H74V45H73ZM125 46H126V44H125ZM143 46H144V45H143ZM145 46H146V45H145ZM145 46H144V47H145ZM2 47H3V46H2ZM14 47H15V46H14ZM14 47H13V48H14ZM32 47H33V46H32ZM34 47H35V46H34ZM40 47H41V46H40ZM47 47L49 48V46H47ZM71 47H72V46H71ZM80 47H81V46H80ZM84 47H85V45H84ZM97 47H98V46H97ZM99 47H100V46H99ZM99 47H98V48H99ZM112 47H113V45H112ZM116 47H117V46H116ZM216 47H217V46H216ZM230 47H231V46H230ZM4 48H5V47H4ZM4 48H3V49H4ZM6 48H7V47H6ZM8 48H9V47H8ZM25 48L27 49V47H25ZM43 48H44V47H43ZM52 48H53V47H52ZM57 48H58V45H57ZM57 48H56V49H57ZM81 48H82V47H81ZM93 48H94V47H92V49H93ZM106 48H109V47L106 46ZM106 48H105V49H106ZM121 48H123V47H121ZM126 48H127V47H126ZM130 48H131V46H130ZM137 48H138V47H137ZM180 48H181V47H180ZM185 48H186V47H185ZM226 48H227V47H226ZM3 49H2L1 51H3ZM37 49H38V47H37ZM46 49H47V48H46ZM61 49H62V48H61ZM66 49H69V48H66ZM66 49H65V50H66ZM79 49H80V48H79ZM95 49H96V48H95ZM110 49H111V48H110ZM144 49H145V48H144ZM228 49H229V48H228ZM228 49H227V51H228ZM250 49H251V48H250ZM19 50H20V48H19ZM32 50H33V48H32ZM39 50H40V49H39ZM39 50H38V51H39ZM44 50H45V49H44ZM52 50H53V49H52ZM75 50H76V49H75ZM82 50H83V49H82ZM87 50H88V49H87ZM100 50H102V49H100ZM111 50H112V49H111ZM113 50H114V49H113ZM116 50H118V49H116ZM122 50H124V49H122ZM131 50H132V48H131ZM137 50H139V49H137ZM145 50H146V49H145ZM145 50H144V51H145ZM153 50H154V49H153ZM179 50H180V49H179ZM187 50H188V49H187ZM201 50H202V49H201ZM207 50H208V49H207ZM233 50H234V49H233ZM247 50H249V49H247ZM247 50H246V52H247ZM1 51H0V52H1ZM13 51H14V50H13ZM35 51H36V50H35ZM45 51H46V50H45ZM47 51H48V49H47ZM77 51H79V50H77ZM80 51H81V49H80ZM97 51H98V50H97ZM103 51H104V50H103ZM106 51H107V50H106ZM124 51H125V50H124ZM124 51H122V52H124ZM144 51H142V52H144ZM157 51H158V50H157ZM180 51H181V50H180ZM249 51H250V50H249ZM15 52H16V51H15ZM27 52H28V51H27ZM31 52H32V51H31ZM51 52H52V51H51ZM72 52H73V51H72ZM72 52H71V53H72ZM81 52H82V51H81ZM104 52H105V51H104ZM128 52H129V51H128ZM140 52H141V51H140ZM176 52H178V51H176ZM189 52H190V51H189ZM208 52H209V51H208ZM5 53H6V52H5ZM8 53H9V52H8ZM13 53H14V52H13ZM29 53H30V52H29ZM32 53H33V52H32ZM36 53H37V52H36ZM54 53H55V52H54ZM69 53H70V52H69ZM86 53H87V52H85V55H86ZM89 53H90V52H89ZM95 53H96V51H95ZM95 53H94V54H95ZM98 53H100V52H98ZM102 53H103V52H102ZM125 53H126V52H125ZM138 53H139V52H138ZM150 53H151V51H150ZM243 53H244V52H243ZM254 53H255V52H254ZM1 54H2V53H1ZM14 54H15V53H14ZM19 54H22V53L19 52ZM23 54H24V53H23ZM52 54H53V53H52ZM58 54H59V53H58ZM61 54H62V53H61ZM73 54H74V53H73ZM76 54H77V53H76ZM100 54H101V53H100ZM100 54H99V55H100ZM103 54H104V53H103ZM112 54H113V53H112ZM118 54H119V53H118ZM129 54H130V53H129ZM143 54H144V53H143ZM157 54H158V53H157ZM189 54H190V53H189ZM230 54H231V52H230ZM2 55H4V53H3ZM11 55H12V54H11ZM33 55L35 56V54H33ZM40 55H41V54H40ZM44 55H46V53H45ZM66 55H67V54H66ZM74 55H75V54H74ZM85 55H84V56H85ZM90 55H91V54H90ZM90 55H89V56H90ZM96 55H97V54H96ZM107 55H108V54H107ZM123 55H124V54H123ZM147 55H148V54H147ZM152 55H153V54H152ZM208 55H209V54H208ZM211 55H212V54H211ZM226 55H227V54H226ZM251 55H252V54H251ZM14 56H15V55H14ZM27 56H29V55H27ZM36 56H39V55L36 54ZM41 56H42V55H41ZM53 56H54V55H53ZM69 56H70V55H69ZM108 56H109V55H108ZM126 56H127V55H126ZM137 56H138V55H137ZM153 56H154V55H153ZM169 56H170V55H169ZM176 56H177V55H176ZM181 56H182V55H181ZM184 56H185V55H184ZM204 56H205V55H204ZM213 56H214V55H213ZM231 56H232V55H231ZM231 56H230V57H231ZM0 57H1V56H0ZM5 57H6V56H5ZM8 57L10 58V56H8ZM15 57H16V56H15ZM21 57H22V55H21ZM24 57H26V56H24ZM32 57H33V56H32ZM32 57H31V58H32ZM39 57H40V56H39ZM51 57H52V56H51ZM63 57H64V56H63ZM63 57H60V58H63ZM65 57H66V56H65ZM96 57H97V56H96ZM118 57H120V56H118ZM118 57H117V59H118ZM121 57H123V56H121ZM121 57H120V58H121ZM148 57H149V56H148ZM170 57H171V56H170ZM173 57H174V56H173ZM187 57H188V56H187ZM201 57H202V56H201ZM234 57H236V56H234ZM239 57H240V56H239ZM239 57H238V58H239ZM259 57H260V56H259ZM12 58H13V57H11V59H12ZM22 58H23V57H22ZM28 58H29V57H28ZM44 58H45V57H44ZM48 58H49V57H48ZM66 58H67V57H66ZM76 58H77V56H76ZM78 58H79V56H78ZM90 58H91V57H90ZM90 58H89V59H90ZM98 58H99V56H98ZM120 58H119V59H120ZM151 58H152V57H151ZM154 58H155V57H154ZM188 58H189V57H188ZM197 58H198V56H197ZM218 58H219V57H218ZM228 58H229V57H228ZM20 59H21V58H20ZM23 59H24V58H23ZM33 59H34V58H33ZM37 59H38V58H37ZM46 59H47V58H46ZM50 59H51V58H50ZM83 59L85 60V58H83ZM83 59H82V60H83ZM89 59H88V60H89ZM101 59H102V58H101ZM101 59H100V60H101ZM114 59H115V57H114ZM119 59H118V60H119ZM143 59H144V58H143ZM149 59H150V58H149ZM152 59H153V58H152ZM171 59H172V58H171ZM177 59H178V58H177ZM210 59H211V58H210ZM226 59H227V58H226ZM35 60H36V59H35ZM54 60H56V59H54ZM64 60H65V58H64ZM67 60H68V58H67ZM71 60L73 61V59H71ZM90 60H93V59L91 58ZM90 60H89V62H90ZM94 60H95V55H94ZM98 60H99V59H98ZM111 60H112V59H111ZM118 60H117V61H118ZM121 60H122V59H121ZM179 60H180V59H179ZM187 60H188V59H187ZM214 60H215V59H214ZM223 60H224V59H223ZM240 60H241V59H240ZM240 60H239V61H240ZM242 60H243V59H242ZM11 61H12V60H11ZM16 61H17V60H16ZM41 61H42V60H41ZM41 61H40V62H41ZM74 61H75V60H74ZM170 61H171V60H170ZM170 61H169V62H170ZM193 61H194V60H193ZM232 61H234V60H232ZM8 62H9V60H8ZM14 62H15V61H14ZM21 62H22V59H21ZM40 62H39V63H40ZM52 62H55V61L52 60ZM85 62H86V61H85ZM92 62H93V61H92ZM92 62H91V63H92ZM96 62H97V61H96ZM104 62L106 63V61H104ZM118 62H119V61H118ZM169 62H168V63H169ZM172 62H173V61H172ZM186 62H189V61H186ZM204 62H205V61H204ZM217 62H218V61H217ZM4 63H5V62H4ZM22 63H23V62H22ZM41 63H43V62H41ZM41 63H40V64H41ZM49 63H50V61H49ZM74 63H75V62H74ZM78 63H79V62H78ZM87 63H88V62H87ZM87 63H86V64H87ZM160 63H163V62H160ZM160 63H159V65H161ZM165 63H166V62H165ZM180 63H181V62H180ZM182 63H183V62H182ZM197 63H199V61H198ZM202 63H203V62H202ZM236 63H237V62H236ZM5 64H6V63H5ZM9 64H10V63H9ZM9 64H8V66H9ZM13 64H15V63H13ZM25 64H26V63H24V65H25ZM30 64H31V63H30ZM43 64H46V63L44 62ZM55 64H56V63H55ZM57 64H59V63H57ZM62 64H63V63H62ZM66 64H67V63H66ZM83 64H84V63H83ZM96 64H97V63H95V65H96ZM120 64H121V63H120ZM152 64H153V63H152ZM195 64H196V63H195ZM63 65H64V64H63ZM88 65H89V64H88ZM164 65H165V64H164ZM175 65H176V64H175ZM216 65H218V64H216ZM238 65H239V64H238ZM4 66H5V65H4ZM16 66H17V65H16ZM16 66H15V67H16ZM30 66H31V65H30ZM44 66H45V65H44ZM47 66H49V65H47ZM50 66H51V64H50ZM60 66H61V65H60ZM72 66H73V65H72ZM72 66H71V67H72ZM81 66H83V65H81ZM84 66H85V65H84ZM92 66H93V65H92ZM98 66H99V65H98ZM98 66H97V68H98ZM104 66H105V65H104ZM148 66H149V65H148ZM171 66H172V65H171ZM189 66H191V65H189ZM0 67H1V66H0ZM21 67H22V65H21ZM24 67H25V66H24ZM24 67H23V69H24ZM36 67H38V66L36 65ZM36 67H35V68H36ZM40 67H41V66H40ZM90 67H91V66H89V71H90ZM94 67H95V66H94ZM150 67H151V66H150ZM150 67H149V68H150ZM162 67H163V66H162ZM162 67H161V68H162ZM166 67H167V66H166ZM195 67H196V66H195ZM201 67H203V66L201 65ZM205 67H206V66H205ZM207 67H208V66H207ZM4 68H6V67H4ZM4 68H3V69H4ZM11 68H12V67H11ZM28 68H29V67H28ZM84 68H85V67H84ZM91 68H92V67H91ZM100 68H101V67H100ZM104 68H105V67H104ZM108 68H109V67H108ZM108 68H107V69H108ZM141 68H142V67H141ZM168 68H169V67H168ZM173 68H175V67H173ZM173 68H172V69H173ZM36 69H37V68H36ZM38 69H39V68H38ZM61 69H62V68H61ZM76 69H77V67H76ZM87 69H88V68H87ZM93 69H94V68H93ZM169 69H170V68H169ZM179 69H180V66H179ZM181 69H182V68H181ZM193 69H194V68H193ZM193 69H191V70H193ZM1 70H2V69H1ZM8 70H9V69H8ZM39 70H40V69H39ZM46 70H47V68H46ZM50 70H51V69H50ZM64 70H65V69H64ZM64 70H63V71H64ZM80 70H82V69H80ZM132 70H133V69H132ZM143 70H144V69H143ZM159 70H160V69H159ZM175 70L177 71L176 68H175ZM191 70H190V71H191ZM205 70H206V69H205ZM5 71H6V70H5ZM10 71H11V70H10ZM53 71H54V70H53ZM67 71H68V70H67ZM70 71L72 72V69H71ZM86 71H87V70H86ZM92 71H93V70H92ZM94 71H95V70H94ZM99 71H101V70H99ZM113 71H114V70H113ZM125 71H126V70H125ZM165 71H166V70H165ZM173 71H174V70H173ZM182 71H183V70H182ZM0 72L2 73V71H0ZM24 72H25V71H24ZM24 72H23V73H24ZM27 72H28V71H27ZM48 72H49V71H48ZM76 72H78V70H76ZM80 72H81V71H80ZM101 72H102V71H101ZM104 72H105V71H104ZM104 72H103V74H105ZM118 72H119V71H118ZM120 72H121V71H120ZM185 72H186V71H185ZM198 72H199V70H198ZM198 72H197V73H198ZM202 72H203V70H202ZM237 72H238V71H237ZM51 73H52V72H51ZM54 73H55V72H54ZM59 73H60V72H59ZM65 73H66V72H65ZM72 73H73V72H72ZM78 73H79V72H78ZM89 73H90V72H89ZM97 73H98V72H97ZM112 73H114V72H112ZM123 73H124V72H123ZM166 73H167V72H166ZM188 73H189V75H190V72H188ZM195 73H196V72H195ZM204 73H205V72H204ZM2 74H3V73H2ZM14 74H15V73H14ZM14 74H13V75H14ZM24 74H25V73H24ZM24 74H23V75H24ZM27 74H28V73H27ZM34 74H35V72H34ZM34 74H33V75H34ZM48 74H49V73H48ZM79 74H80V73H79ZM192 74H193V73H192ZM205 74H206V73H205ZM208 74H209V73H208ZM213 74H214V73H213ZM259 74H260V73H259ZM6 75H7V74H6ZM59 75H61V74H59ZM67 75H68V74H67ZM90 75H91V74H90ZM99 75H100V74H99ZM110 75H111V74H110ZM155 75H156V73H155ZM163 75H164V74H163ZM194 75H195V74H194ZM1 76H2V75H1ZM4 76H5V75H4ZM21 76H22V74H21ZM34 76H35V75H34ZM50 76H52V75H50ZM56 76H57V75H56ZM64 76H65V75H64ZM73 76H75V75L72 74V77H73ZM80 76H81V75H80ZM113 76H114V74H113ZM115 76H116V75H115ZM117 76H118V75H117ZM166 76H167V75H166ZM195 76H196V75H195ZM207 76H208V75H207ZM258 76H259V75H258ZM31 77H32V76H31ZM40 77H41V76H40ZM44 77H45V76H44ZM62 77H63V76H62ZM65 77H66V76H65ZM65 77H64V78H65ZM75 77H76V76H75ZM86 77H87V76H86ZM118 77H119V76H118ZM150 77H151V76H150ZM156 77H157V76H156ZM156 77H155V78H156ZM159 77H160V76H159ZM168 77H169V76H168ZM185 77H186V75H185ZM204 77H205V76H204ZM260 77H261V76H260ZM5 78H6V76H5ZM8 78H9V77H8ZM36 78H37V77H36ZM47 78H48V77H47ZM55 78H56V77H55ZM57 78L59 79L58 76H57ZM64 78H63V80H64ZM69 78H71V77H69ZM82 78H83V76H82ZM82 78H81V80H82ZM90 78H91V77H90ZM97 78H98V77H97ZM101 78L103 79V76H102ZM114 78H115V77H114ZM114 78L111 79V80H115ZM119 78H120V77H119ZM121 78H122V77H121ZM124 78H125V77H124ZM162 78H163V77H162ZM194 78H195V77H194ZM200 78H201V77H200ZM209 78H210V77H209ZM211 78H212V77H211ZM30 79H31V78H30ZM65 79H66V78H65ZM67 79H68V77H67ZM105 79H106V78H105ZM126 79H128V78H126ZM131 79H132V78H131ZM157 79H159V78H157ZM170 79H172V78L170 77ZM170 79H169V80H170ZM189 79H190V78H189ZM201 79H203V78H201ZM207 79H208V78H207ZM215 79H216V78H215ZM218 79H219V78H218ZM263 79H264V78H263ZM6 80H7V79H6ZM19 80H21V79H19ZM27 80H28V79H27ZM33 80H34V78H33ZM33 80L30 81V82H33ZM37 80H38V79H37ZM47 80H49V79H47ZM52 80H53V78H52ZM52 80H51V81H52ZM59 80H60V79H59ZM63 80H61V81H63ZM84 80H85V78H84ZM84 80H83V81H84ZM98 80H99V79H98ZM103 80H104V79H103ZM116 80H117V79H116ZM143 80H144V79H143ZM150 80H151V79H150ZM150 80H149V81H150ZM175 80H176V79H175ZM186 80H187V79H186ZM192 80H193V78H192ZM211 80H212V79H211ZM4 81H5V80H4ZM4 81H3V82H4ZM23 81H24V79H23ZM45 81H46V79H45ZM55 81H57V80H55ZM76 81H77V80H76ZM159 81H160V80H159ZM159 81H158V82H159ZM161 81H162V79H161ZM200 81H201V80H200ZM207 81H209V80H207ZM207 81H205V82H207ZM214 81H215V80H214ZM214 81L212 80V82H214ZM24 82H26V81H24ZM39 82H40V80H39ZM48 82H49V81H48ZM53 82H54V81H53ZM70 82H71V81H70ZM74 82H75V81H74ZM91 82H92V81H91ZM98 82H99V81H98ZM100 82H101V81H100ZM114 82H115V81H114ZM136 82H137V81H136ZM146 82H147V81H146ZM162 82H163V81H162ZM219 82H220V81H219ZM228 82H229V81H228ZM1 83H2V82H1ZM42 83H43V82H42ZM46 83H47V82H46ZM51 83H52V82H51ZM63 83H64V82H63ZM65 83H66L67 86H68L69 83H67V82H65ZM83 83H84V82H83ZM83 83H81V85H82ZM87 83H88V82H87ZM103 83H104V81H103ZM119 83H120V82H119ZM133 83H134V82H133ZM143 83H144V82H143ZM154 83H155V82H154ZM166 83H168V82H166ZM175 83H176V82H175ZM175 83H174V85H175ZM262 83H263V82H262ZM22 84H23V83H22ZM26 84H28V81L26 82ZM31 84H32V83H31ZM35 84H36V82H35ZM37 84H39V83H37ZM37 84H36V85H37ZM40 84H41V83H40ZM48 84H49V83H48ZM55 84H56V83H55ZM58 84H59V82H58ZM66 84H65V85H66ZM75 84H76V83H75ZM94 84H95V83H94ZM100 84H102V82H101ZM122 84H123V83H122ZM141 84H142V83H141ZM172 84H173V83H172ZM211 84H213V83H211ZM225 84H226V83H225ZM253 84H254V83H253ZM259 84H260V83H259ZM6 85H8L7 82H6ZM33 85H34V83H33ZM43 85H44V84H43ZM62 85H63V84H62ZM65 85H64V86H65ZM104 85H105V84H104ZM129 85H130V84H129ZM155 85H156V84H155ZM155 85H154V86H155ZM158 85H159V84H158ZM197 85H198V84H197ZM199 85H200V84H199ZM199 85H198V86H199ZM205 85H207V84H205ZM229 85H231V84H229ZM234 85H235V84H234ZM257 85H258V84H257ZM2 86H3V85H2ZM13 86H14V85H13ZM24 86H25V85H24ZM37 86H38V85H37ZM37 86H35V87H37ZM49 86H51V85H49ZM52 86H54V85H52ZM57 86H58V85L56 84L54 87H57ZM70 86H71V85H70ZM76 86H77V85H76ZM99 86H100V85H99ZM101 86H103V85H101ZM145 86H146V85H145ZM148 86H149V85H148ZM148 86H146V87H148ZM154 86H153V87H154ZM176 86H177V85H176ZM201 86H202V85H201ZM208 86H209V85H208ZM254 86H255V85H254ZM20 87H21V86H20ZM20 87H19V88H20ZM33 87H34V86H33ZM33 87H32V88H33ZM39 87H40V86H39ZM39 87H38V88H39ZM58 87H59V86H58ZM60 87H61V86H60ZM73 87H74V86H73ZM73 87H72V88H73ZM82 87H83V86H82ZM107 87H109V86H107ZM119 87H120V86H119ZM135 87H136V85H135ZM149 87H150V86H149ZM158 87H159V86H158ZM161 87H162V86H161ZM166 87H167V86H166ZM173 87H174V86H173ZM173 87H172V88H173ZM209 87H210V86H209ZM234 87H235V86H234ZM247 87H248V86H247ZM260 87H261V86H260ZM21 88H22V87H21ZM32 88H31V89H32ZM40 88H41V87H40ZM43 88H44V87H43ZM62 88H63V87H62ZM65 88H66V87H65ZM76 88H77V87H76ZM91 88H92V87H91ZM111 88H112V87H111ZM124 88H126V87H124ZM159 88H160V87H159ZM164 88H165V87H164ZM215 88H216V87H215ZM237 88H238V87H237ZM249 88H250V87H249ZM256 88H259V87H256ZM14 89H15V87H14ZM14 89H13V90H14ZM26 89H27V87H26ZM47 89H48V87H47ZM68 89H69V87H68ZM79 89H80V86H79ZM93 89H95V88H93ZM108 89H109V88H108ZM134 89H135V88H134ZM136 89H137V88H136ZM136 89H135V90H136ZM154 89H155V88H154ZM161 89H162V88H161ZM168 89H169V88H168ZM168 89H167V90H168ZM177 89H178V88H177ZM191 89H192V88H191ZM254 89H255V88H254ZM4 90H5V89H4ZM9 90H10V89H9ZM11 90H12V88H11ZM11 90H10V92H11ZM36 90H37V89H36ZM43 90H44V89H43ZM49 90H50V88H49ZM54 90H55V89H54ZM73 90H74V89H73ZM75 90H76V89H75ZM75 90H74V91H75ZM80 90H81V89H80ZM102 90H105V89L102 88ZM106 90H107V89H106ZM138 90H139V89H138ZM145 90H147V89H145ZM165 90H166V89H165ZM167 90H166V91H167ZM192 90H193V89H192ZM18 91H21V89L18 90ZM25 91H26V90H25ZM27 91H28V90H27ZM27 91H26V92H27ZM30 91H31V90H30ZM38 91H40V90H38ZM41 91H42V90H41ZM44 91H45V90H44ZM60 91H61V90H60ZM60 91H58V92H60ZM62 91H64V89H63ZM66 91H67V90H66ZM77 91H78V90H77ZM77 91H76V92H77ZM83 91H85V90H83ZM108 91L111 92L110 90H108ZM108 91H106V92H108ZM115 91H116V90H115ZM118 91H119V90H118ZM122 91H123V90H122ZM140 91H141V90H140ZM148 91H149V90H148ZM151 91H152V90H151ZM157 91H158V90H157ZM163 91H164V89H163ZM171 91H172V90H171ZM174 91H175V90H174ZM174 91H173V92H174ZM190 91H191V90H190ZM201 91H202V89H201ZM210 91H211V90H210ZM240 91H241V90H240ZM251 91H253V90H251ZM3 92H4V91H3ZM21 92H22V91H21ZM35 92H36V91H35ZM47 92H48V90H47ZM53 92H54V91H53ZM56 92H57V91H56ZM78 92H79V91H78ZM96 92H97V91H96ZM99 92L101 93V91H99ZM102 92H103V91H102ZM104 92H105V91H104ZM106 92H105V93H106ZM125 92H126V90H125ZM135 92H136V91H135ZM143 92H144V91H142V93H143ZM158 92H159V91H158ZM158 92H157V93H158ZM179 92H180V91H179ZM186 92H187V91H186ZM203 92H204V91H203ZM36 93H37V92H36ZM45 93H46V92H45ZM48 93H49V92H48ZM62 93H63V92H62ZM65 93L67 94V92H65ZM91 93H93V92L91 91ZM105 93H103V94H105ZM115 93L117 94V92H115ZM127 93H128V92H127ZM142 93H141V95H142ZM148 93H149V92H148ZM159 93H160V92H159ZM182 93H183V92H182ZM191 93H192V92H191ZM17 94L19 95L18 92H17ZM21 94H22V93H21ZM38 94H39V93H38ZM46 94H47V93H46ZM55 94H56V93H55ZM85 94H86V92H85ZM111 94H112V93H111ZM130 94H131V93H130ZM132 94H133V93H132ZM149 94H151V93H149ZM171 94H172V93H171ZM4 95H6V94H4ZM11 95H12V94H11ZM11 95H10V97H12ZM22 95H24V94H22ZM32 95H33V93H32ZM32 95H31V96H32ZM35 95H37V94H34V96H35ZM41 95H42V94H41ZM47 95H48V94H47ZM63 95H65V94H63ZM63 95H62V96H63ZM69 95H70V94H69ZM69 95H67V96H69ZM83 95H84V94H83ZM90 95H91V94H90ZM107 95H108V93H107ZM109 95H110V94H109ZM120 95H121V94H120ZM122 95H123V94H122ZM161 95H162V94H161ZM165 95H166V94H165ZM165 95H164V97H165ZM182 95H183V94H182ZM191 95H192V94H191ZM20 96H21V95H20ZM25 96H26V95H25ZM25 96H24V97H25ZM39 96H40V95H39ZM43 96H44V94H43ZM55 96H56V95H55ZM60 96H61V95L59 94V97H60ZM71 96H72V95H71ZM87 96H88V95H87ZM105 96H106V95H105ZM123 96H124V95H123ZM154 96H155V95H154ZM159 96H160V95H159ZM173 96H174V95H173ZM185 96H186V94H185ZM257 96H258V95H257ZM29 97H30V96H29ZM29 97H28V98H29ZM37 97H38V96H37ZM41 97H42V96H41ZM49 97H50V96H49ZM53 97H54V95H53ZM69 97H70V96H69ZM69 97H68V98H69ZM81 97H82V96H81ZM85 97H86V96H85ZM90 97H91V96H90ZM90 97H88V98L91 99ZM107 97H108V96H107ZM146 97H147V96H146ZM152 97H153V96H152ZM152 97H150V98H152ZM175 97H176V96H175ZM3 98H5V103H6V98H7V97L4 96ZM25 98H26V97H25ZM35 98H36V97H35ZM35 98H31V99H34V100H35ZM60 98H61V97H60ZM78 98H79V97H78ZM105 98H106V97H105ZM118 98H119V96H118ZM118 98H117V99H118ZM137 98H138V97H137ZM183 98H184V97H183ZM259 98H260V97H259ZM0 99H1V98H0ZM15 99H16V98H15ZM17 99H18V98H17ZM36 99H37V98H36ZM55 99H56V98H55ZM63 99H64V98H63ZM69 99H70V98H69ZM74 99H75V101H76V98H74ZM74 99H73V100H74ZM86 99H87V98H86ZM139 99H140V97H139ZM148 99H149V98H148ZM154 99H156V97H155ZM174 99H175V98H174ZM181 99H182V98H181ZM187 99H188V98H187ZM193 99H194V97H193ZM10 100H11V99H10ZM24 100H25V99H24ZM41 100H42V99H41ZM43 100H44V99H43ZM43 100H42V101H43ZM57 100H58V99H57ZM57 100H56V101H57ZM59 100H60V99H59ZM91 100H92V99H91ZM103 100H104V99H103ZM107 100H108V99H107ZM110 100H111V99H110ZM133 100H134V99H133ZM168 100H169V99H168ZM168 100H167V101H168ZM171 100H173V99H171ZM218 100H219V99H218ZM13 101H14V100H13ZM20 101H22V100H20ZM29 101H30V100H29ZM36 101H37V100H36ZM38 101H39V100H38ZM77 101H78V100H77ZM123 101H124V100H123ZM136 101H137V100H136ZM139 101H141V100H139ZM149 101H150V100H149ZM165 101H166V100H165ZM11 102H12V100H11ZM25 102H27V101H25ZM33 102H34V101H33ZM39 102H40V101H39ZM43 102H44V101H43ZM46 102H48V101H46ZM51 102H52V101H51ZM64 102L66 103L65 100H64ZM87 102H88V100H87ZM92 102H93V101H92ZM99 102H100V101H99ZM186 102H187V101H186ZM0 103H1V101H0ZM29 103H30V102H29ZM29 103H28V104H29ZM34 103H35V102H34ZM37 103H38V102H37ZM60 103H61V102H60ZM60 103H58V104H60ZM69 103H73V102L71 101V102H69ZM88 103H89V102H88ZM104 103H106V102L104 101ZM104 103H103V104H104ZM122 103H123V102H122ZM131 103H132V102H131ZM144 103H145V102H144ZM146 103H147V102H146ZM149 103H150V102H149ZM149 103H148V104H149ZM177 103H178V101H177ZM177 103H175V104H177ZM184 103H185V102H184ZM246 103H247V102H246ZM1 104H2V103H1ZM13 104H14V103H13ZM22 104H25V103H22ZM31 104H32V103H31ZM56 104H57V103H56ZM61 104H62V103H61ZM66 104H67V103H66ZM79 104H80V103H79ZM95 104H96V102H95ZM113 104H114V103H113ZM124 104L128 105L129 103H124ZM150 104H151V103H150ZM173 104H174V103H173ZM173 104H172V105H173ZM186 104H187V103H186ZM186 104H185V105H186ZM188 104H189V103H188ZM197 104H198V103H197ZM244 104H245V103H244ZM2 105H3V104H2ZM41 105H42V104H41ZM43 105H45V104H43ZM69 105H70V104H69ZM75 105H76V104H75ZM81 105H82V104H81ZM87 105H88V104H87ZM92 105H93V104H92ZM101 105H102V104H101ZM101 105H100V106H101ZM122 105H123V104H122ZM135 105H136V104H135ZM135 105H133V106H135ZM137 105H139V104H137ZM137 105H136V107H137ZM141 105H142V103H141ZM152 105H153V104H152ZM160 105H161V104H160ZM217 105H218V104H217ZM5 106H6V105H5ZM14 106H15V105H14ZM24 106H26V105H24ZM29 106H32V105H29ZM33 106H34V105H33ZM59 106H60V105H59ZM83 106H84V105H83ZM105 106H107V105L105 104ZM147 106H148V105H147ZM149 106H150V105H149ZM193 106H194V105H193ZM19 107H20V106H19ZM36 107H38V106H36ZM44 107H45V106H44ZM52 107H53V106H52ZM68 107H69V106H68ZM78 107H79V106H78ZM89 107H90V106H89ZM92 107H93V106H92ZM95 107H96V106H95ZM107 107H108V106H107ZM120 107H121V106H120ZM128 107H129V106H128ZM131 107H132V105H131ZM141 107H142V106H141ZM164 107H166V106H164ZM185 107H186V106H185ZM9 108H10V107H9ZM30 108H31V107H30ZM32 108H33V107H32ZM72 108H73V107H72ZM75 108H76V107H74V109H75ZM83 108H84V107H83ZM96 108H98V106H97ZM105 108H106V107H105ZM105 108H104V109H105ZM117 108H118V107H116V109H117ZM124 108H125V107H124ZM126 108H127V107H126ZM145 108H146V107H145ZM169 108H170V107H169ZM174 108H175V107H174ZM10 109H11V108H10ZM22 109H23V108H22ZM38 109H39V107H38ZM38 109H37V110H38ZM50 109H51V106H50ZM52 109H53V108H52ZM67 109H68V108H67ZM74 109H73V110H74ZM106 109H107V108H106ZM139 109H140V108H139ZM141 109H142V108H141ZM147 109H148V108H147ZM187 109H190V107L187 108ZM238 109H239V107H238ZM35 110H36V109H35ZM42 110H43V111H44V110H47V111H48V109H42ZM42 110H41V111H42ZM56 110H57V109H56ZM62 110H64V109H62ZM62 110H61L60 112H62ZM75 110H76V109H75ZM87 110H88V109H87ZM102 110H103V109H102ZM107 110H108V109H107ZM107 110H106V111H107ZM122 110H123V108H122ZM132 110H133V109H132ZM149 110H150V109H149ZM159 110H160V109H159ZM159 110L157 111L158 113H159ZM170 110H171V109H170ZM177 110H178V109H177ZM196 110H197V109H196ZM253 110H254V109H253ZM24 111L27 112L25 109H24ZM57 111L59 112V110H57ZM68 111H69V110H68ZM68 111H67V112H68ZM77 111H78V110H77ZM93 111H94V110H93ZM96 111H97V109H96ZM98 111H100V110H98ZM129 111H131V109H130ZM133 111H134V110H133ZM141 111H142V110H141ZM147 111H148V110H147ZM160 111H161V110H160ZM172 111H173V110H172ZM186 111H187V110H186ZM239 111H240V110H239ZM33 112H34V109H33ZM35 112H37V111H35ZM51 112H52V111H51ZM70 112H71V111H70ZM81 112H82V111H81ZM81 112H80V113H81ZM107 112H108V111H107ZM111 112H112V111H111ZM118 112H119V111H118ZM152 112H153V111H152ZM167 112H168V110H167ZM176 112H178V111H176ZM180 112H181V111H180ZM182 112H183V111H182ZM196 112H197V111H196ZM215 112H216V111H215ZM215 112H214V113H215ZM15 113H16V112H15ZM38 113H40V110H39ZM38 113H37V114H38ZM49 113H50V112H49ZM55 113H56V112H55ZM80 113H79V114H80ZM125 113H126V111H125ZM35 114H36V113H34V114L31 113V115H35ZM40 114H41V113H40ZM42 114H45V113L42 112ZM59 114H60V113H58V115H59ZM62 114H63V112H62ZM62 114H61V115H62ZM83 114H84V113H83ZM101 114H103V113L101 112ZM113 114H114V113H113ZM115 114H116V113H115ZM129 114H130V113H129ZM136 114H137V113H136ZM136 114H135V115H136ZM145 114H146V113H145ZM145 114H144V117L146 116ZM151 114H152V113H151ZM166 114H167V113H166ZM170 114H171V113H170ZM175 114H176V113H175ZM178 114H180V113H178ZM191 114H192V113H191ZM222 114H224V113L222 112ZM255 114H256V113H255ZM27 115H28V114H27ZM27 115H25V116L27 117ZM47 115H48V114L46 113V116H47ZM54 115H55V114H54ZM69 115H70V114H69ZM103 115H104V114H103ZM109 115H110V114H109ZM133 115H134V114H133ZM158 115H160V114H158ZM184 115H185V114H184ZM184 115H183V116H184ZM40 116H41V115H40ZM44 116H45V115H44ZM49 116H52V115L50 114V115H48V117H49ZM81 116H83V115H81ZM93 116H94V115H93ZM111 116H112V115H111ZM113 116H114V115H113ZM156 116H157V114H156ZM200 116H201V114H200ZM256 116H258V115H256ZM19 117H21V116H19ZM22 117H23V116H22ZM29 117H30V116H29ZM54 117H55V116H54ZM56 117H57V116H56ZM94 117H95V116H94ZM99 117H100V116H99ZM107 117H108V116H107ZM149 117H150V116H149ZM157 117L159 118V116H157ZM161 117H162V116H161ZM176 117H177V116H176ZM176 117H175V118H176ZM202 117H203V116H202ZM2 118H3V117H2ZM30 118H31V117H30ZM52 118H53V117H52ZM58 118H59V117H58ZM79 118H80V116H79ZM103 118H104V117H103ZM111 118H112V117H111ZM118 118H119V117H118ZM133 118H134V117H133ZM150 118H151V117H150ZM167 118H168V117H167ZM170 118H171V117H170ZM173 118H174V117H173ZM8 119H9V118H8ZM13 119H14V117H13ZM17 119H18V118H17ZM31 119H33V118H31ZM31 119H30V120H31ZM65 119H66V118H65ZM122 119H123V118H122ZM163 119H164V117H163ZM200 119H202V118H200ZM220 119H221V118H220ZM229 119H230V118H229ZM261 119H262V118H261ZM3 120H4V119H3ZM10 120H11V119H10ZM18 120H19V119H18ZM22 120H23V119H22ZM42 120H43V118H42ZM44 120H45V119H44ZM53 120H54V119H53ZM100 120H101V119H100ZM103 120H104V119H103ZM113 120H114V119H113ZM118 120H119V119H118ZM160 120H161V119H160ZM215 120H217V119H215ZM255 120H256V118H255ZM4 121H5V120H4ZM26 121H27V119H26ZM32 121H33V120H32ZM34 121H35V120H34ZM39 121H40V120H39ZM66 121H67V120H66ZM68 121H69V119H68ZM71 121H72V120H71ZM126 121H127V120H126ZM138 121H139V120H138ZM152 121H153V120H152ZM163 121H164V120H163ZM172 121H173V120H172ZM202 121H203V120H202ZM219 121H220V120H219ZM253 121H254V120H253ZM37 122H38V120H37ZM41 122H43V121H41ZM41 122H40V124H41ZM57 122H58V121H57ZM61 122H62V121H61ZM61 122H60V123H61ZM78 122H80V121H78ZM85 122H86V121H85ZM105 122H106V121H105ZM118 122H119V121H118ZM122 122H123V121H122ZM128 122H129V117H128ZM143 122H144V121H143ZM199 122H200V121H199ZM199 122H198V123H199ZM222 122H223V121H222ZM261 122H262V121H261ZM24 123H27V124H28V122H24ZM29 123H30V122H29ZM110 123H111V122H110ZM148 123H149V122H148ZM217 123H218V122H217ZM225 123H226V122H225ZM3 124H4V123H3ZM30 124H31V123H30ZM34 124H35V123H34ZM36 124H37V123H36ZM38 124H39V123H38ZM113 124H114V123H113ZM124 124H126V123H124ZM134 124H135V123H134ZM137 124H138V123H137ZM137 124H136V125H137ZM141 124H142V122H141ZM149 124H150V123H149ZM162 124H163V123H162ZM221 124H222V123H221ZM9 125H10V123H9ZM15 125H16V124H15ZM21 125H22V124H21ZM43 125H44V123H43ZM45 125H46V123H45ZM45 125H44V126H45ZM63 125H64V124H63ZM111 125H112V123H111ZM115 125H116V124H115ZM115 125H114V126H115ZM118 125H120V123H119ZM143 125H144V124H143ZM147 125H148V124H147ZM147 125H146V126H147ZM165 125H166V124H165ZM218 125H219V124H218ZM224 125H225V124H224ZM227 125H228V124H227ZM7 126H8V123H7ZM11 126H12V125H11ZM25 126H26V125H25ZM27 126H28V125H27ZM30 126H31V125H30ZM46 126H47V125H46ZM49 126H50V125H49ZM60 126H61V125H60ZM64 126H65V125H64ZM86 126H87V125H86ZM122 126H123V125H122ZM133 126H135V125H133ZM138 126H139V124H138ZM148 126H149V125H148ZM174 126H175V125H174ZM198 126H199V125H198ZM221 126H222V125H221ZM38 127H39V126H38ZM40 127H41V126H40ZM40 127H39V128H40ZM42 127H43V126H42ZM58 127H59V126H58ZM62 127H63V126H62ZM73 127H74V126H73ZM131 127H132V126H131ZM143 127H144V126H143ZM166 127H167V125H166ZM170 127H172V126H170ZM184 127H185V126H184ZM201 127H202V126H201ZM205 127H206V125H205ZM211 127H212V126H211ZM228 127H229V126H228ZM231 127H232V126H231ZM24 128H26V127H24ZM30 128H31V127H30ZM45 128H46V127H45ZM47 128H48V127H47ZM56 128H57V127H56ZM70 128H71V127H70ZM101 128H102V127H101ZM189 128H190V127H189ZM262 128H263V127H262ZM1 129H2V128H0V130H1ZM14 129H15V128H13V130H14ZM16 129H17V128H16ZM33 129H34V128H33ZM37 129H38V128H37ZM42 129H44V128H42ZM48 129H49V128H48ZM150 129H151V128H150ZM171 129H172V128H171ZM181 129H183V127H182ZM202 129H203V127H202ZM202 129H200V130H202ZM204 129H205V128H204ZM204 129H203V130H204ZM257 129H258V128H257ZM6 130H7V129H6ZM19 130H20V129H19ZM24 130H25V129H24ZM26 130H27V128H26ZM35 130H36V129H35ZM39 130H40V129H39ZM45 130H46V129H45ZM49 130H50V129H49ZM49 130H48V131H49ZM58 130H59V129H58ZM81 130H82V129H81ZM84 130H85V129H84ZM129 130H130V129H129ZM188 130H189V129H188ZM188 130H187V131H188ZM194 130H195V128H194ZM200 130H199V131H200ZM205 130H206V129H205ZM205 130H204V131H205ZM3 131H4V130H3ZM11 131H12V130H11ZM21 131H22V130H21ZM30 131H31V129H30ZM71 131H72V130H71ZM71 131H70V132H71ZM85 131H86V130H85ZM88 131H89V129H88ZM103 131H104V130H103ZM159 131H160V130H159ZM176 131H177V130L175 129V132H176ZM211 131H212V130H211ZM215 131H216V130H215ZM215 131H214V132H215ZM227 131H228V130H227ZM260 131H261V130H260ZM9 132H10V130L8 131V133H9ZM27 132H28V131H27ZM45 132H46V131H45ZM49 132H50V131H49ZM106 132H107V131H106ZM170 132H171V131H170ZM190 132H191V131H190ZM207 132H208V130H207ZM228 132H229V131H228ZM243 132H244V131H243ZM261 132H262V131H261ZM3 133H5V132H3ZM14 133H16V132H14ZM22 133H23V132H21L20 134H22ZM36 133H37V132H36ZM46 133H47V132H46ZM86 133H87V132H86ZM103 133H104V132H103ZM113 133H114V132H113ZM153 133H154V132H153ZM183 133H184V132H183ZM185 133H186V132H185ZM196 133H197V132H196ZM202 133H203V132H202ZM216 133H217V132H216ZM218 133H220V131H218ZM229 133H230V132H229ZM262 133H263V132H262ZM1 134H2V133H1ZM5 134H6V133H5ZM50 134H52V132H50ZM60 134H61V133H60ZM64 134H65V133H64ZM64 134H63V135H64ZM81 134H82V133H81ZM91 134H92V133H91ZM94 134H95V133H94ZM99 134H100V133H99ZM110 134H111V133H110ZM148 134H149V133H148ZM150 134H151V133H150ZM179 134H180V133H179ZM187 134H188V133H187ZM192 134H193V133H192ZM204 134H205V133H204ZM12 135H13V134H12ZM12 135H11V138H12ZM16 135H17V134H16ZM22 135H23V134H22ZM25 135H26V134H25ZM28 135H29V134H28ZM39 135H40V134H39ZM61 135H62V134H61ZM69 135H70V134H69ZM72 135H73V134H72ZM111 135H112V134H111ZM113 135H114V134H113ZM113 135H112V136H113ZM171 135H172V134H171ZM173 135H175V134H173ZM196 135H198V134H196ZM217 135H218V134H217ZM238 135H239V134H238ZM263 135H264V134H263ZM0 136L3 137L2 135H0ZM8 136H9V135H8ZM33 136H34V135H33ZM43 136H44V135H43ZM51 136H52V135H51ZM87 136H88V135H87ZM165 136H166V135H165ZM169 136H170V135H169ZM177 136H178V135H177ZM182 136H183V135H182ZM186 136H188V135H186ZM22 137H23V136H22ZM25 137H26V136H25ZM29 137H30V138H33L32 136H29ZM49 137H50V135H49ZM64 137H65V135H64ZM76 137H77V136H76ZM93 137H94V136H93ZM135 137H137V136H135ZM151 137H152V136H151ZM167 137H168V136H167ZM174 137H175V136H174ZM179 137H180V136H179ZM183 137H184V136H183ZM202 137H203V136H202ZM237 137H238V136H237ZM252 137H253V136H252ZM7 138H8V137H7ZM13 138H14V137H13ZM16 138H17V137H16ZM44 138H45V137H44ZM52 138H53V137H52ZM60 138H61V137H60ZM71 138H72V137H71ZM107 138H108V137H107ZM113 138H114V136H113ZM121 138H122V137H121ZM132 138H133V137H132ZM170 138H171V137H170ZM176 138H177V137H176ZM191 138H192V137H191ZM208 138H209V137H208ZM215 138H216V137H215ZM217 138H218V137H217ZM41 139H42V138H41ZM53 139H54V138H53ZM53 139H52V140H53ZM61 139L63 140V138H61ZM89 139H90V138H89ZM123 139H124V138H123ZM143 139H144V138H143ZM147 139H148V138H147ZM162 139H163V138H162ZM199 139H200V138H199ZM241 139H242V138H241ZM7 140H8V139H7ZM15 140H16V139H15ZM31 140H32V139H31ZM33 140H34V139H33ZM35 140H36V139H35ZM55 140H56V139H55ZM78 140H79V139H78ZM85 140H86V139H85ZM85 140H84V141H85ZM94 140H95V139H94ZM145 140H146V139H145ZM183 140H184V139H183ZM192 140H193V139H192ZM209 140H210V139H209ZM216 140H217V139H216ZM258 140H259V139H258ZM22 141H23V139H22ZM53 141H54V140H53ZM56 141H57V140H56ZM100 141L102 142V140H100ZM100 141H99V142H100ZM103 141H105V140H103ZM108 141H109V140H108ZM142 141H143V140H142ZM148 141H149V140H148ZM151 141H152V140H151ZM202 141H203V140H202ZM207 141H208V140H207ZM214 141H215V140H214ZM231 141H232V140H231ZM238 141H239V140H238ZM248 141H249V140H248ZM248 141H247V142H248ZM6 142H7V141H6ZM6 142H5V143H6ZM14 142H17V141H14ZM25 142H26V141H25ZM28 142H29V141H28ZM97 142H98V139H97ZM97 142H96V143H97ZM101 142H100V143H101ZM105 142H106V141H105ZM111 142H112V141H111ZM114 142H115V141H114ZM128 142H129V141H128ZM163 142H165V140H164ZM168 142H169V140H168ZM173 142H174V140H173ZM187 142H188V141H187ZM189 142H190V141H189ZM189 142H188V143H189ZM200 142H201V141H200ZM203 142H205V141H203ZM224 142H225V140H224ZM1 143H2V142H1ZM3 143H4V142H3ZM31 143H32V142H31ZM39 143H41V141H40ZM39 143H38V144H39ZM58 143H59V142H58ZM66 143H68V142H66ZM119 143H120V141H119ZM123 143H124V142H123ZM166 143H167V142H165V144H166ZM180 143H181V141H180ZM207 143H208V142H207ZM209 143H211V142H209ZM215 143H216V142H215ZM243 143H244V142H243ZM11 144H12V143H11ZM20 144H21V143H20ZM22 144H23V143H22ZM29 144H30V143H29ZM43 144H44V143H43ZM56 144H57V143H56ZM116 144H117V143H116ZM135 144H136V143H135ZM165 144H164V146H165ZM169 144H170V142H169ZM194 144H195V143H194ZM197 144H198V143H197ZM203 144H204V143H203ZM216 144H217V143H216ZM222 144H223V143H222ZM227 144H228V143H227ZM262 144H263V143H262ZM6 145H7V144H6ZM6 145H5V147H6ZM12 145H13V144H12ZM18 145H19V144H18ZM31 145H32V144H31ZM58 145H59V144H58ZM92 145H93V144H92ZM120 145H121V144H120ZM132 145H133V144H132ZM138 145H139V144H138ZM150 145H151V144H150ZM171 145H172V144H171ZM187 145H188V144H187ZM190 145L193 146L192 144H190ZM198 145L200 146L201 143L198 144ZM211 145H212V144H211ZM240 145H241V144H240ZM242 145H244V144H242ZM248 145H249V144H248ZM248 145H247V146H248ZM1 146H2V145H1ZM16 146H17V145H16ZM21 146H22V145H21ZM23 146H24V145H23ZM41 146H42V145H41ZM48 146H49V145H48ZM65 146H66V145H65ZM71 146H72V144H71ZM109 146H110V145H109ZM109 146H108V147H109ZM113 146H114V144H113ZM133 146H134V145H133ZM179 146H180V145H179ZM195 146H196V145H195ZM232 146H233V145H232ZM261 146H262V145H261ZM34 147H35V146H34ZM43 147H44V146H43ZM45 147H46V146H45ZM89 147H90V146H89ZM110 147H112V146H110ZM118 147H119V146H118ZM161 147H162V146H161ZM170 147H171V146H170ZM188 147H189V146H188ZM201 147H202V146H201ZM219 147H220V146H219ZM226 147H227V146H226ZM251 147H253V146L251 145ZM262 147H263V146H262ZM10 148H12V147H10ZM10 148H8V149H10ZM15 148H18V147H15ZM15 148H14V150H15ZM35 148H36V147H35ZM41 148H42V147H41ZM59 148H60V147H59ZM112 148H113V147H112ZM149 148H150V147H149ZM183 148H185V147H183ZM195 148H196V147H195ZM197 148H198V147H197ZM211 148H212V147H211ZM217 148H218V146H217ZM231 148H232V147H231ZM231 148H230V149H231ZM246 148H247V147H246ZM249 148H250V147H249ZM249 148H248V149H249ZM1 149H2V148H1ZM26 149H28V148H26ZM43 149H45V148H43ZM103 149H104V148H103ZM103 149H102V150H103ZM106 149H107V148H106ZM140 149H141V148H140ZM155 149L157 150V148H155ZM173 149H175V148H173ZM180 149H181V147H180ZM190 149H192V148H190ZM198 149H199V148H198ZM204 149H205V148H204ZM226 149H227V148H226ZM242 149H243V148H242ZM252 149H253V148H252ZM255 149H256V148H255ZM12 150H13V149H12ZM19 150H20V149H19ZM24 150H25V149H24ZM29 150H32V148L29 149ZM56 150H57V149H56ZM91 150H92V149H91ZM110 150H111V149H110ZM116 150H117V149H116ZM125 150H126V149H125ZM147 150H149V149H147ZM178 150H179V149H178ZM187 150H188V149H187ZM205 150H206V149H205ZM205 150H204V151H205ZM207 150H208V149H207ZM207 150H206V151H207ZM221 150H222V149H221ZM221 150H219V151H221ZM224 150H225V149H224ZM232 150H233V149H232ZM257 150H258V149H257ZM260 150H261V149H260ZM0 151H1V150H0ZM20 151H21V150H20ZM51 151H52V150H51ZM99 151H100V150H99ZM99 151H97V152H99ZM103 151H104V150H103ZM169 151H170V150H169ZM206 151H205V152H206ZM211 151H212V150H211ZM213 151H214V150H213ZM245 151H246V149H245ZM248 151H249V150H248ZM253 151H254V150H253ZM8 152H9V151H8ZM12 152H14V151H12ZM18 152H19V151H18ZM38 152L40 153L39 150L36 151V153H38ZM45 152H46V151H45ZM104 152H105V151H104ZM147 152H148V151H147ZM154 152H155V151H154ZM163 152H164V151H163ZM165 152H166V151H165ZM165 152H164V154H165ZM182 152H183V149H182ZM189 152H190V151H188V153H189ZM199 152H200V151H199ZM199 152H198V153H199ZM208 152H209V151H208ZM217 152H218V151H217ZM230 152H231V151H230ZM234 152H235V151H234ZM237 152H239V150H238ZM240 152H241V150H240ZM243 152H244V151H243ZM255 152H256V151H255ZM1 153H3V152H1ZM9 153H10V152H9ZM34 153H35V152H34ZM43 153H44V152H43ZM84 153H85V152H84ZM87 153H88V151H87ZM93 153H94V152H93ZM160 153H161V152H160ZM224 153H225V152H224ZM7 154H8V153H7ZM16 154H17V153H16ZM27 154H28V153H27ZM94 154H95V153H94ZM149 154H150V153H149ZM167 154H168V153H167ZM167 154H166V155H167ZM193 154H195V153H193ZM200 154H201V153H200ZM203 154H204V153H203ZM210 154H211V153H210ZM220 154H221V153H220ZM235 154H236V152H235ZM239 154H240V153H239ZM245 154H246V153H245ZM245 154H244V155H245ZM249 154H250V153H249ZM3 155H5V154H3ZM11 155H12V154H11ZM13 155H14V153H13ZM17 155H18V154H17ZM22 155H23V154H22ZM24 155H26V154H24ZM37 155H38V154H37ZM95 155H96V154H95ZM104 155H106V154H104ZM126 155H127V154H126ZM173 155H174V154H173ZM176 155H177V154H175V157H177ZM206 155H207V154H206ZM215 155H216V154H215ZM222 155H223V154H222ZM225 155H226V154H225ZM0 156H1V154H0ZM6 156H7V155H6ZM26 156H27V155H26ZM34 156H35V155H34ZM44 156H45V155H44ZM44 156H43V157H44ZM100 156H101V155H100ZM150 156H153V155L151 154ZM198 156L200 157L201 155H198ZM202 156H203V155H202ZM217 156L220 157L219 154H218ZM18 157H19V156H18ZM84 157H85V155H84ZM97 157H98V156H97ZM113 157H114V156H113ZM116 157H117V154H116ZM122 157H123V156H122ZM145 157H146V156H145ZM153 157H154V156H153ZM170 157H171V156H170ZM173 157H174V156H173ZM173 157H172V158H173ZM203 157H205V156H203ZM208 157H209V156H208ZM222 157H223V156H222ZM230 157H231V156H230ZM232 157H233V156H232ZM250 157H251V156H250ZM262 157H263V156H262ZM4 158H5V157H4ZM20 158H21V157H20ZM24 158H25V157H24ZM102 158H103V156H102ZM107 158H108V156H107ZM109 158H111V157H109ZM143 158H144V157H143ZM147 158H148V157H147ZM147 158H146V160H147ZM157 158H158V157H157ZM183 158H184V157H183ZM188 158H189V157H188ZM197 158H198V157H197ZM200 158H201V157H200ZM216 158H217V157H216ZM255 158H256V157H255ZM9 159H10V158H9ZM9 159H7V160H9ZM28 159H29V158H28ZM31 159H32V157H31ZM34 159H35V158H34ZM40 159H41V158H40ZM53 159H54V157H53ZM96 159H97V158H96ZM105 159H106V158H105ZM149 159H150V158H149ZM173 159H174V158H173ZM212 159H214V158H212ZM231 159H233V158H231ZM7 160H4V161H7ZM12 160H14V158H13ZM26 160H27V159H26ZM54 160H56V158H55ZM88 160H89V159H88ZM98 160H99V159H98ZM107 160H108V159H107ZM124 160H125V159H124ZM124 160L122 159L123 162H124ZM137 160H138V159H137ZM146 160H144V161L146 162ZM155 160H156V159H155ZM169 160H170V159H169ZM175 160H176V159H175ZM184 160H185V159H184ZM210 160H211V159H210ZM229 160H230V159H229ZM240 160H241V159H240ZM0 161H3V160H0ZM4 161H3V162H4ZM104 161H105V160H104ZM117 161H118V160H117ZM117 161H116V162H117ZM140 161H141V160H140ZM148 161H149V160H148ZM156 161H157V160H156ZM165 161H166V160H165ZM198 161H199V160H198ZM206 161H207V160H206ZM208 161H209V160H208ZM13 162H15V161H13ZM21 162H22V161H21ZM24 162H25V161H24ZM29 162H31V160H30ZM64 162H65V161H64ZM102 162H103V161H102ZM125 162H127V161H125ZM176 162H177V161H176ZM179 162H180V161H179ZM183 162H184V161H183ZM192 162H193V161H192ZM195 162H196V161H195ZM4 163H5V162H4ZM7 163H8V162H7ZM9 163H10V162H9ZM11 163H12V162H11ZM15 163H16V162H15ZM51 163H52V162H51ZM59 163H60V162H59ZM98 163H99V162H98ZM114 163H115V162H114ZM131 163H132V162H131ZM131 163H130V164H131ZM134 163H135V161H134ZM134 163H133V164H134ZM158 163H159V161H158ZM158 163H156V164H158ZM188 163H189V162H188ZM203 163H205V162L203 161ZM203 163H202V164H203ZM213 163H214V161H213ZM224 163H225V162H224ZM262 163H263V162H262ZM16 164H17V163H16ZM25 164H26V163H25ZM30 164H31V163H30ZM35 164H37V163H35ZM46 164H47V163H46ZM48 164H49V162H48ZM48 164H47V165H48ZM54 164H55V163H54ZM88 164H89V163H88ZM104 164H105V163L103 162V165H104ZM106 164H108V161H107ZM109 164H110V163H109ZM118 164H119V163H118ZM118 164H117V165H118ZM130 164H129V166H130ZM170 164H172V163H170ZM174 164H175V163H174ZM197 164H198V163H197ZM226 164H227V163H226ZM226 164H225V165H226ZM230 164H231V162H230ZM3 165H4V164H3ZM3 165H2V166H3ZM5 165H6V164H5ZM22 165H23V164H22ZM44 165H45V164H44ZM56 165H57V164H56ZM59 165H60V164H59ZM81 165H82V164H81ZM103 165H102V166H103ZM112 165L115 166V164H113V163H112ZM137 165H138V164H137ZM180 165H181V164H180ZM182 165H183V164H182ZM182 165H181V167H182ZM214 165H215V164H214ZM0 166H1V165H0ZM11 166H12V165H11ZM11 166H10V167H11ZM15 166H16V165H15ZM36 166H37V165H36ZM42 166H43V165H42ZM51 166H52V165H51ZM88 166H89V165H88ZM88 166H87V167H88ZM102 166H101V167H102ZM106 166H109V165H106ZM138 166H139V165H138ZM140 166H141V165H140ZM143 166H144V165H143ZM183 166H185V165H183ZM188 166H189V165H188ZM192 166H193V165H192ZM197 166H199V165H197ZM204 166H205V164H204ZM204 166H203V168H204ZM212 166H213V165H212ZM33 167H34V166H33ZM79 167H80V166H79ZM109 167H110V166H109ZM126 167L128 168V166H126ZM154 167H155V166H154ZM170 167H172V166H170ZM175 167L177 168V166H175ZM175 167H174V168H175ZM190 167H191V166H190ZM190 167H189V168H190ZM206 167H207V166H206ZM222 167H223V166H222ZM236 167H237V166H236ZM55 168H57V167H55ZM81 168H82V167H81ZM84 168H85V167H84ZM88 168H89V167H88ZM112 168H113V167H112ZM121 168H122V167H121ZM136 168H137V167H136ZM176 168H175V169H176ZM179 168H180V167H179ZM179 168H178V170H179ZM191 168H192V167H191ZM193 168H194V166H193ZM214 168H216V166H215ZM225 168H226V167H225ZM233 168H234V167H233ZM3 169L6 170L5 168H3ZM33 169H34V168H33ZM50 169H52V168H50ZM99 169H100V168H99ZM117 169H118V168H117ZM119 169H120V168H119ZM143 169H145V167H144ZM147 169H148V166H147ZM156 169H157V167H156ZM156 169H154V170H156ZM166 169H167V166H166ZM198 169H199V167H198ZM200 169H201V168H200ZM208 169H209V168H208ZM211 169H212V168H211ZM219 169H220V168H219ZM221 169H222V168H221ZM0 170H1V169H0ZM41 170H42V169H40V171H41ZM48 170H49V169H48ZM63 170H64V169H63ZM101 170H102V169H101ZM122 170H124V168H123ZM139 170H140V169H139ZM139 170H138V171H139ZM159 170H160V172L162 171L161 169H159ZM182 170H183V169H182ZM187 170H188V169H187ZM201 170H203V169H201ZM204 170H205V168H204ZM214 170H215V169H214ZM217 170H218V169H217ZM222 170H224V169H222ZM15 171H16V170H15ZM32 171H34V170H32ZM38 171H39V170H38ZM43 171H44V170H43ZM61 171H62V170H61ZM104 171H106V170L104 169ZM145 171H146V170H144L143 172H145ZM148 171H149V170H148ZM151 171H152V170H151ZM157 171H158V170H157ZM170 171H171V170H170ZM198 171H199V170H198ZM211 171H213V170H211ZM211 171H209V173H210ZM232 171H233V170H232ZM232 171H231V172H232ZM249 171H250V170H249ZM1 172H2V171H1ZM7 172H8V171H7ZM78 172H79V171H78ZM87 172H88V171H87ZM92 172H93V171H92ZM123 172H124V171H123ZM153 172H154V171H153ZM153 172H152V173H153ZM155 172H156V171H155ZM158 172H159V171H158ZM180 172H181V170H180ZM205 172H206V171H205ZM218 172H219V171H218ZM225 172L228 173V171H225ZM34 173H35V172H34ZM65 173H66V172H65ZM90 173H91V172H90ZM129 173H130V172H129ZM134 173H136V172H134ZM134 173H133V174H134ZM145 173H146V172H145ZM148 173H149V172H148ZM162 173H163V172H162ZM178 173H179V172H178ZM186 173H187V172H186ZM191 173H192V172H191ZM198 173H199V172H198ZM207 173H208V171H207ZM209 173H208V174H209ZM214 173H215V172H214ZM221 173H222V172H221ZM2 174H3V173H2ZM9 174H10V173H9ZM31 174H32V176H33V173H31ZM35 174H36V173H35ZM39 174H40V173H39ZM42 174H43V173H42ZM58 174H59V173H58ZM106 174H107V173H106ZM123 174H125V173H123ZM126 174H127V172H126ZM126 174H125V175H126ZM133 174H132V175H133ZM140 174H141V173H140ZM142 174H143V173H142ZM154 174H155V173H154ZM166 174H167V173H166ZM231 174H232V173H231ZM112 175H113V174H112ZM146 175H147V174H146ZM168 175H170V174L168 173ZM188 175H189V173H188ZM198 175H199V174H198ZM198 175H197V176H198ZM205 175H207V174H205ZM34 176H35V175H34ZM45 176H46V175H45ZM69 176H70V175H69ZM81 176H82V175H81ZM89 176H90V175H89ZM116 176H117V175H116ZM140 176H141V175H140ZM142 176H143V175H142ZM166 176H167V175H166ZM171 176H174V175H171ZM171 176H170V177H171ZM181 176H183V175H181ZM185 176H186V175H185ZM189 176H190V175H189ZM195 176H196V175H195ZM230 176H231V175H230ZM232 176H233V175H232ZM234 176H235V175H234ZM6 177H7V176H6ZM29 177H30V176H29ZM46 177H47V176H46ZM51 177H52V176H51ZM73 177H74V176H73ZM87 177H88V176H87ZM105 177H106V176H105ZM118 177H119V176H118ZM127 177H128V176H127ZM155 177H156V176H155ZM170 177H168V178H170ZM198 177H199V176H198ZM222 177H223V176H222ZM243 177H244V176H243ZM253 177H254V176H253ZM1 178H2V175H1ZM38 178H39V177H38ZM109 178H110V176H109ZM112 178H113V177H112ZM124 178H125V177H124ZM134 178H136V177L134 176ZM137 178H139V175H138ZM149 178H150V177H149ZM152 178H154V177H152ZM176 178H178V177H176ZM187 178H188V177H187ZM193 178H194V177H193ZM204 178H205V177H204ZM204 178H203V179H204ZM216 178H217V177H216ZM219 178H220V177H219ZM229 178H230V177H229ZM241 178H242V177H241ZM11 179H12V178H11ZM36 179H37V178H36ZM40 179H41V178H40ZM42 179H43V177H42ZM61 179H62V178H61ZM90 179H91V178H90ZM98 179H99V178H98ZM126 179H127V178H126ZM126 179H125V180H126ZM140 179H141V178H140ZM162 179H163V178H162ZM232 179H233V178H232ZM235 179H236V178H235ZM237 179H238V178H237ZM245 179H246V178H245ZM27 180H28V178H27ZM29 180H30V179H29ZM51 180H52V179H51ZM88 180H89V178H88ZM101 180H102V179H101ZM135 180H137V179H135ZM138 180H139V179H138ZM150 180H151V179H150ZM163 180H164V179H163ZM171 180H172V179H171ZM174 180H175V179H174ZM183 180H184V179H183ZM187 180H188V179H187ZM189 180H190V179H189ZM193 180H194V179H193ZM224 180H225V178H224ZM226 180H227V179H226ZM239 180H240V179H239ZM251 180H252V179H251ZM253 180H254V179H253ZM9 181H10V179H9ZM30 181H32V180H30ZM34 181H35V180H34ZM54 181H56V180H54ZM54 181H53V183H55ZM58 181H59V180H58ZM58 181H57V183H58ZM96 181H97V180H96ZM128 181H129V180H128ZM148 181H149V180H148ZM148 181H147V182H148ZM175 181H176V180H175ZM196 181H197V180H196ZM232 181H234V180H232ZM242 181H243V180H242ZM246 181H247V180H246ZM5 182L7 183V181H5ZM36 182H37V181H36ZM78 182H79V181H78ZM83 182H84V181H83ZM92 182H93V181H92ZM117 182H118V180H117ZM142 182H143V181H142ZM147 182H146V183H147ZM178 182L180 183V181H178ZM183 182H184V181H183ZM186 182H187V181H186ZM189 182H190V181H189ZM200 182H201V181H200ZM200 182H198V183H200ZM208 182H209V181H208ZM218 182H219V181H218ZM229 182H231V181H229ZM255 182H256V181H255ZM1 183H2V182H1ZM31 183H32V182H31ZM39 183H40V182H39ZM41 183H42V182H41ZM47 183H48V182H47ZM94 183H95V182H94ZM94 183H93V184H94ZM127 183H128V182H127ZM139 183H140V181H139ZM146 183H145V184H146ZM236 183H237V182H236ZM238 183H239V182H238ZM248 183H249V182H248ZM8 184H9V183H8ZM83 184H84V183H83ZM87 184H88V183H87ZM97 184H98V182H97ZM121 184H122V183H121ZM128 184H129V183H128ZM135 184H136V183H135ZM137 184H138V183H137ZM137 184H136V185H137ZM162 184H163V183H162ZM192 184H193V183H192ZM195 184H196V183H195ZM213 184H214V183H213ZM233 184H234V182H233ZM257 184H258V183H257ZM39 185H40V184H39ZM73 185H74V184H73ZM78 185H79V184H78ZM88 185H89V184H88ZM111 185H112V184H111ZM115 185H116V184H115ZM124 185H125V184H124ZM124 185H123V186H124ZM173 185H174V184H173ZM179 185H180V184H179ZM227 185H228V184H227ZM234 185H235V184H234ZM234 185H233V186H234ZM241 185H242V184H241ZM8 186H9V185H8ZM26 186H28V185H26ZM91 186H92V185H91ZM94 186H96V185H94ZM99 186H100V185H99ZM99 186H98V187H99ZM103 186H104V185H103ZM132 186H133V185H132ZM132 186H131V188H132ZM154 186H156V185H154ZM184 186H185V185H184ZM193 186H194V185H193ZM213 186H214V185H213ZM242 186H243V185H242ZM251 186H252V184H251ZM42 187H43V186H42ZM42 187H41V188H42ZM68 187H69V186H68ZM104 187H105V186H104ZM110 187H111V186H110ZM110 187H109V188H110ZM124 187H125V186H124ZM149 187H150V186H149ZM182 187H183V184H182ZM203 187H204V186H203ZM205 187H206V185H205ZM222 187H226V186H222ZM227 187H228V186H227ZM230 187H231V185H230ZM237 187H238V186H237ZM253 187H254V186H253ZM255 187H256V186H255ZM255 187H254V189H255ZM262 187H263V186H262ZM7 188H8V187H7ZM9 188H10V187H9ZM9 188H8V189H9ZM13 188H14V187H13ZM24 188H25V187H24ZM39 188H40V187H39ZM46 188H47V187H46ZM84 188H85V187H84ZM87 188H88V187H87ZM99 188H100V187H99ZM126 188H128V186H127ZM129 188H130V187H129ZM146 188H147V187H146ZM150 188H151V187H150ZM153 188H154V187H153ZM209 188H210V187H209ZM215 188H216V187H215ZM240 188H242V187H240ZM240 188H239V189H240ZM259 188H260V187H259ZM8 189H7V190H8ZM37 189H38V188H37ZM73 189H74V187H73ZM73 189H72V190H73ZM104 189L106 190V188H104ZM118 189H119V188H118ZM120 189H122V188H120ZM132 189H133V188H132ZM132 189H131V190H132ZM199 189H200V188H199ZM213 189H214V188H213ZM233 189H234V187H233ZM256 189H257V188H256ZM2 190H3V189H2ZM7 190H6V191H7ZM13 190H14V189H13ZM26 190H27V189H26ZM41 190H42V189H41ZM45 190H46V189H45ZM102 190H103V189H102ZM102 190H101V191H102ZM110 190H111V189H110ZM129 190H130V189H129ZM129 190H128V191H129ZM221 190H222V189H221ZM261 190H262V189H261ZM11 191H12V189H11ZM11 191H10V193H11ZM22 191H23V190H22ZM22 191H21V192H22ZM32 191H33V190H31L30 192H32ZM95 191H96V190H95ZM126 191H127V190H126ZM157 191H158V190H157ZM157 191H156V192H157ZM225 191H226V190H225ZM227 191H228V190H227ZM232 191H234V190H232ZM254 191H255V190H254ZM72 192H73V191H72ZM75 192H76V191H75ZM79 192H80V190H79ZM90 192H91V191H90ZM115 192H116V191H115ZM130 192H131V191H130ZM213 192H214V191H213ZM236 192H237V191H236ZM255 192H256V191H255ZM261 192H262V191H261ZM0 193H3V192L1 191ZM4 193H5V192H4ZM7 193H9V192H7ZM10 193H9V194H10ZM34 193H35V192H34ZM50 193H51V191H50ZM97 193H98V192H97ZM99 193H100V192H99ZM103 193H104V191H103ZM105 193H106V192H105ZM108 193H109V192H108ZM108 193H107V194H108ZM110 193H112V192L110 191ZM118 193H119V192H118ZM123 193H124V191H123ZM125 193H126V192H125ZM198 193H199V192H198ZM217 193H218V192H217ZM223 193H224V192H223ZM237 193H238V192H237ZM251 193H253V191H251ZM28 194H29V193H28ZM31 194H33V193H31ZM47 194H49V193H47ZM52 194H53V193H52ZM86 194H87V192H86ZM86 194H85V195H86ZM88 194H89V193H88ZM90 194H91V193H90ZM130 194H131V193H130ZM133 194H134V193H133ZM133 194H132V197H133ZM142 194H144V193H142ZM153 194H154V192H153ZM163 194H164V193H163ZM225 194H227V193H225ZM229 194H230V193H229ZM232 194H233V193H232ZM248 194H249V193H248ZM262 194H263V193H262ZM7 195H8V194H7ZM37 195H38V194H37ZM62 195H63V194H62ZM71 195H72V193H71ZM117 195H118V194H117ZM120 195H121V194H120ZM122 195H123V194H122ZM150 195H151V194H150ZM188 195H189V194H188ZM246 195H247V194H246ZM249 195H251V194H249ZM0 196H1V195H0ZM23 196H24V195H23ZM42 196H43V195H42ZM53 196H54V195H53ZM78 196H79V195H78ZM112 196H113V195H112ZM157 196H159V194H157ZM157 196H156V197H157ZM162 196H163V195H162ZM214 196H215V195H214ZM242 196H243V195H242ZM7 197H8V196H7ZM11 197H12V196H11ZM47 197H48V196H47ZM83 197H84V196H83ZM85 197H86V196H85ZM85 197H84V198H85ZM104 197H105V196H104ZM114 197H115V196H114ZM122 197H123V196H122ZM150 197H151V196H150ZM170 197H171V195H170ZM201 197H202V196H201ZM215 197H216V196H215ZM230 197H231V195H230ZM239 197H240V196H239ZM251 197H252V196H251ZM2 198H3V197H2ZM14 198H15V197H14ZM17 198H18V197H17ZM23 198H24V197H23ZM50 198H51V197H50ZM74 198H76V197H74ZM88 198H89V197H88ZM98 198H100V197H98ZM98 198H97V199H98ZM108 198H109V196H108ZM117 198H118V196H117ZM159 198H161V197H159ZM207 198H208V197H207ZM6 199H7V198H6ZM33 199H34V198H33ZM39 199H40V198H39ZM97 199H94L93 201H95V200H97ZM127 199H128V198H127ZM169 199H170V198H169ZM192 199H193V198H192ZM192 199H191V200H192ZM210 199H211V198H210ZM212 199H213V198H212ZM249 199H250V198H249ZM35 200H36V199H35ZM47 200H48V198H47ZM60 200H61V199H60ZM69 200H70V199H69ZM75 200H76V199H75ZM106 200H107V199H106ZM110 200H111V199H110ZM135 200H136V199H135ZM147 200H148V198H147ZM150 200H151V199H150ZM153 200H154V199H153ZM181 200H182V199H181ZM224 200H225V198H224ZM242 200H243V199H242ZM244 200H245V199H244ZM244 200H243V201H244ZM2 201H3V200H2ZM33 201H34V200H33ZM40 201H41V200H40ZM51 201H52V200H51ZM80 201H81V200H80ZM84 201H85V200H84ZM118 201H119V200H118ZM125 201H126V200H125ZM151 201H152V200H151ZM205 201H206V200H205ZM208 201H209V200H208ZM256 201H257V200H256ZM14 202H15V201H14ZM18 202H19V201H18ZM20 202H21V200H20ZM36 202H37V201H36ZM43 202H44V201H43ZM45 202H46V197H45ZM57 202H58V201H57ZM60 202H61V201H60ZM67 202H68V201H67ZM89 202L91 203V201H89ZM103 202H104V198H103ZM121 202H123V201H121ZM134 202H135V201H134ZM136 202H137V201H136ZM143 202H144V201H143ZM147 202H148V201H147ZM157 202H158V201H157ZM196 202H198V201H196ZM236 202H237V201H236ZM253 202H254V201H253ZM4 203H5V202H4ZM12 203H13V201H12ZM37 203H38V202H37ZM46 203H49V202H46ZM71 203H72V201H71ZM76 203H77V202H76ZM76 203H75V205H76ZM97 203H98V202H97ZM105 203H106V202H105ZM112 203H113V202H112ZM127 203H128V202H127ZM155 203H156V202H155ZM155 203H154V204H155ZM246 203H247V202H246ZM257 203H258V202H257ZM5 204H6V203H5ZM13 204H14V203H13ZM32 204H33V203H32ZM35 204H36V203H35ZM41 204H42V203H41ZM43 204H44V203H43ZM73 204H74V203H73ZM100 204H102V203H100ZM149 204H150V203H149ZM149 204H148V205H149ZM151 204H152V203H151ZM212 204H213V202H212ZM261 204H262V203H261ZM9 205H10V204H9ZM15 205H16V204H14V206H15ZM19 205H20V204H19ZM44 205H45V204H44ZM47 205H49V204H47ZM50 205H51V204H50ZM64 205H65V204H64ZM84 205H85V204H84ZM94 205H95V204H94ZM94 205H93V206H94ZM119 205H120V204H119ZM146 205H147V204H146ZM185 205H186V204H185ZM205 205H206V204H205ZM1 206H2V205H1ZM36 206H37V205H36ZM41 206H42V205H41ZM72 206H73V205H72ZM79 206H81V204H80ZM85 206H86V205H85ZM89 206H90V205H89ZM98 206H100V205H98ZM114 206H115V205H114ZM144 206H145V204H144ZM152 206H153V205H152ZM159 206H160V205H159ZM194 206H195V205H194ZM38 207H39V206H38ZM43 207H44V206H43ZM45 207H46V206H45ZM65 207H66V206H65ZM119 207H120V206H119ZM126 207H127V206H126ZM232 207H233V206H232ZM232 207H231V208H232ZM236 207H237V206H236ZM241 207H242V206H241ZM249 207H250V206H249ZM21 208H22V206H21ZM23 208H24V207H23ZM48 208H49V207H48ZM50 208H51V206H50ZM87 208H88V207H87ZM95 208H96V207H95ZM99 208H100V207H99ZM261 208H263V207H261ZM4 209H5V208H4ZM8 209H9V208H8ZM46 209H47V208H46ZM63 209H64V207H63ZM63 209H62V210H63ZM66 209H68V208H66ZM79 209H81V208L79 207ZM79 209H78V210H79ZM88 209H89V208H88ZM93 209H94V208H93ZM96 209H97V208H96ZM144 209H145V208H144ZM149 209H150V208H149ZM189 209H190V208H189ZM237 209H238V208H237ZM0 210H1V209H0ZM14 210H15V209H14ZM16 210H17V209H16ZM19 210H20V209H19ZM22 210H23V209H22ZM22 210H21V211H22ZM41 210L43 211V209H41ZM52 210H53V209H52ZM69 210H70V209H69ZM85 210H86V209H85ZM135 210H137V208H136ZM142 210H143V209H142ZM142 210H140V211H142ZM151 210H152V209H151ZM241 210H242V209H241ZM241 210H240V211H241ZM244 210H245V209H244ZM252 210H253V208L251 209V211H252ZM23 211H24V210H23ZM31 211H32V210H31ZM31 211H30V212H31ZM45 211H47V210H45ZM73 211H74V210H73ZM75 211H76V209H75ZM81 211H83V210H81ZM153 211H154V210H152V212H153ZM232 211H233V210H232ZM245 211H246V210H245ZM6 212H7V211H6ZM16 212H17V211H16ZM24 212H25V211H24ZM34 212H36V211H34ZM38 212H39V211H38ZM56 212H57V211H56ZM56 212H55V215H56ZM65 212H66V211H65ZM83 212H84V211H83ZM85 212H88V210L85 211ZM98 212L100 213V211H98ZM104 212H105V211H104ZM127 212H128V211H127ZM136 212H137V211H136ZM143 212H144V211H143ZM147 212H148V211H147ZM242 212H243V211H242ZM262 212H263V210H262ZM2 213H3V212H2ZM4 213H5V211H4ZM9 213H10V212H9ZM43 213H45V212H43ZM49 213H50V211H49ZM53 213H54V212H53ZM58 213H59V212H57V214H58ZM75 213H76V212H75ZM77 213H78V211H77ZM79 213H80V212H79ZM81 213H82V212H81ZM156 213H157V212H156ZM239 213H240V212H239ZM239 213H238V214H239ZM251 213H252V212H251ZM16 214H19V212H17ZM20 214H21V212H20ZM26 214H27V213H26ZM35 214H36V213H35ZM35 214H34V215H35ZM40 214H41V213H40ZM45 214H46V213H45ZM88 214H89V213H88ZM152 214H153V213H152ZM242 214H243V213H242ZM245 214H246V213H245ZM252 214H253V213H252ZM262 214H263V213H262ZM14 215H15V214H14ZM22 215H23V213H22ZM22 215H20V216H22ZM36 215H37V214H36ZM48 215H50V214H48ZM78 215H79V214H78ZM81 215H82V214H81ZM98 215H99V214H98ZM115 215H116V214H115ZM135 215H136V214H135ZM228 215H229V214H228ZM249 215H250V214H249ZM249 215H247V216H249ZM253 215H255V214H253ZM256 215H257V214H256ZM10 216H12V215H10ZM25 216H26V215H25ZM25 216H23L24 219H25ZM39 216L42 217L41 215H39ZM43 216H44V215H43ZM60 216H61V214H60ZM82 216H83V215H82ZM92 216H93V214H92ZM94 216L96 217V215H94ZM104 216H105V215H104ZM154 216H155V215H154ZM238 216H240V215H238ZM245 216H246V215H245ZM4 217H6V216H4ZM12 217H13V216H12ZM15 217H16V216H15ZM17 217L19 218V215H18ZM17 217H16L17 220H16V219H14V220L19 221L20 219L18 220ZM26 217H27V216H26ZM88 217H90V216H88ZM143 217H144V216H143ZM143 217H141V218H143ZM232 217H233V216H232ZM249 217H250V216H249ZM249 217H248V219H249ZM254 217H255V216H254ZM0 218H1V217H0ZM9 218H10V217H9ZM21 218H22V217H21ZM31 218H33V217L31 216ZM31 218H30V219H31ZM35 218L38 219V217H35ZM35 218H33V219H35ZM44 218H45V217H44ZM48 218H49V216H48ZM48 218H47V219H48ZM50 218H51V217H50ZM52 218H53V216H52ZM57 218H58V216H57ZM62 218H63V217H62ZM244 218H245V217H244ZM246 218H247V217H246ZM263 218H264V217H263ZM263 218H262V219H263ZM24 219H23V220H24ZM26 219H27V218H26ZM47 219H45V220H47ZM228 219H229V217H228ZM241 219H242V218H241ZM254 219H255V218H254ZM260 219H261V218H260ZM262 219H261V220H262ZM57 220H61V222H64V221H62V219H57ZM63 220H64V219H63ZM246 220H247V219H246ZM252 220H253V218H252ZM252 220H251V221H252ZM257 220H258V219H257ZM42 221H43V220H42ZM143 221H144V220H143ZM150 221H151V220H150ZM232 221H233V220H232ZM237 221H238V220H237ZM3 222H4V221H3ZM7 222H8V221H7ZM7 222H6V223H7ZM10 222H11V221H10ZM53 222H54V220H53ZM61 222H60V223H61ZM238 222H240V221H238ZM8 223H9V222H8ZM23 223H25V222H23ZM33 223H36V222H33ZM40 223H41V222H40ZM48 223H49V222H48ZM54 223H55V222H54ZM56 223H57V222H56ZM233 223H234V221H233ZM243 223H244V222H243ZM253 223H254V221H253ZM255 223H256V222H255ZM263 223H264V220H263ZM263 223H261V224H263ZM13 224H14V222L12 223V225H13ZM44 224H45V223H44ZM62 224H63V223H62ZM21 225H22V224H21ZM28 225H29V224H28ZM46 225H47V224H46ZM53 225H54V224H53ZM59 225H60V224H59ZM246 225H247V224H246ZM253 225H254V224H253ZM263 225H264V224H263ZM26 226H27V225H26ZM38 226H39V225H38ZM254 226H255V225H254ZM46 227H47V226H46ZM258 227H260V226H258ZM27 228H28V226H27ZM0 229H1V228H0ZM14 229H15V228H14ZM38 229H39V228H38ZM41 230H42V229H41ZM44 230H45V229H44ZM58 230H59V232H60V229H58ZM255 230H256V229H255ZM5 231H6V230H5ZM22 231H23V230H22ZM47 231H48V230H47ZM258 231H259V230H258ZM3 232H4V231H3ZM40 232H41V231H40ZM43 232L45 233V231H43ZM55 232H56V231H55ZM5 233H6V232H5ZM26 233H27V232H26ZM26 233H25V234H26ZM36 233H37V231H36ZM23 234H24V233H23ZM46 234L49 235V232H47ZM46 234H45V235H46ZM57 234H58V233H57ZM2 235H3V234H2ZM7 235H8V234H7ZM21 235H22V234H21ZM40 235H41V234H40ZM50 235H51V234H50ZM54 235H55V234H54ZM259 235H261V234H259ZM262 235H264V234L262 233ZM14 236H15V235H14ZM24 236H25V235H24ZM17 237H18V236H17ZM40 237L42 238L43 235L40 236ZM4 238H5V237H4ZM19 238H20V236H19ZM24 238H25V237H24ZM41 238H40V239H41ZM44 238H45V237H44ZM54 238H55V237H54ZM16 239H17V238H16ZM46 239H47V238H46ZM49 239H51V238H49ZM52 239H53V238H52ZM20 240H21V239H20ZM22 240H24V239H22ZM43 240H44V239H43ZM56 240H57V239H56ZM3 241H4V239H3ZM3 241H2V242H3ZM11 241H12V240H11ZM11 241L8 240L7 242L10 243ZM24 241H26V240H24ZM31 241H33V240H31ZM37 241H38V240H37ZM47 241H48V240H47ZM49 241L51 242L52 240H49ZM14 242H15V241H14ZM55 242L57 243V241H55ZM261 242H262V241H261ZM17 243L19 244V242H17ZM38 243H39V241H38ZM40 243H41V240H40ZM1 244H3V243H1ZM23 244H24V243H23ZM23 244H22L21 241H20V244H19V245H23ZM25 244H26V243H25ZM25 244H24V246H25ZM28 244H29V243H28ZM32 244H33V243H32ZM60 244L62 245V243H60ZM15 245H17V244H15ZM49 245H50V244H49ZM54 245H55V244H54ZM58 245H59V244H58ZM58 245H57V246H58ZM7 246H8V245H7ZM7 246L5 245V247H7ZM10 246H11V245H10ZM10 246H9V248H10ZM29 246H30V245H29ZM31 246H32V245H31ZM55 246H56V245H55ZM55 246H54V247H55ZM260 246H261V244H260ZM262 246H263V245H262ZM0 247H1V245H0ZM14 247H15V246H14ZM19 247H20V246H19ZM58 247H59V246H58ZM66 247H67V245H66ZM1 248H2V247H1ZM16 248L18 249V247H16ZM20 248H21V247H20ZM22 248H23V246H22ZM25 248H26V247H25ZM30 248H31V247H30ZM64 248H65V246H64ZM259 248H260V247H259ZM12 249H13V248H12ZM28 249H29V248H28ZM46 249H47V248H46ZM18 250H19V249H18ZM23 250H24V249H23ZM38 250H40V249H38ZM61 250H62V248H61ZM263 250H264V249H263ZM4 251H6V250H4ZM13 251H14V250H13ZM19 251H20V250H19ZM52 251H53V249H52ZM59 251H60V250H59ZM258 251H259V250H258ZM261 251H262V250H261ZM0 252H1V251H0ZM14 252H18V251H14ZM38 252H39V251H38ZM45 252L47 253V251H45ZM53 252H54V251H53ZM53 252H52V253H53ZM64 252H65V250L63 251V253H64ZM20 253H21V252H20ZM46 253H45V255H46V257H48V254H46ZM61 253H62V252H61ZM11 254H12V252H11ZM11 254H10V255H11ZM30 254H31V253H30ZM35 254H37V253H35ZM261 254H262V253H261ZM1 255H2V254H0V256H1ZM20 255H21V254H20ZM23 255H24V254H23ZM65 255H66V254H65ZM259 255H260V254H259ZM11 256H13V255H11ZM262 256H263V255H262ZM38 257H40V256H38ZM254 257H256V256H254ZM259 257H260V256H259ZM25 258H26V256H25ZM25 258H24V259H25ZM49 258H50V257H49ZM59 258H61V257H59ZM261 258H262V257H261ZM42 259H43V258H42ZM45 259H46V258H45ZM51 259H52V258H51ZM51 259H50V260H51ZM248 259H250V258H248ZM9 260H10V259H9ZM20 260H21V259H20ZM28 260H29V259H28ZM31 260H33V259H31ZM36 260H37V258H36ZM36 260H35V261H36ZM46 260H47V259H46ZM58 260H59V259H58ZM261 260H262V259H261ZM22 261H23V260H22ZM33 261H34V260H33ZM51 261L54 262L53 260H51ZM60 261L62 262V260H60ZM65 261H66V260H65ZM249 261H250V260H249ZM30 262H31V261H30ZM36 262H39V261H36ZM43 262H44V260H43ZM48 262H49V260H48ZM48 262H47V263H48ZM13 263H17V262H13ZM19 263H20V262H19ZM28 263H29V262H28ZM32 263L34 264V262H32ZM65 263H66V262H65ZM252 263H253V261H252ZM263 263H264V262H263ZM4 264H5V263H4ZM23 264H24V263H23ZM26 264H27V263H26ZM48 264H50V262H49ZM51 264H52V263H51ZM56 264H57V263H56ZM60 264H61V263H60ZM68 264H69V263H68ZM244 264H245V263H244ZM253 264H254V263H253Z\"/></svg>",
  "mask_w": 264,
  "mask_h": 264
}]
</instances>
